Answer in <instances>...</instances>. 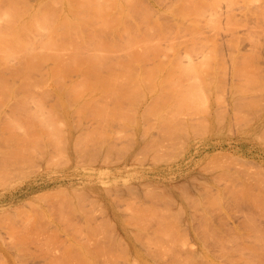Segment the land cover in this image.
<instances>
[{
    "label": "rangeland",
    "instance_id": "rangeland-1",
    "mask_svg": "<svg viewBox=\"0 0 264 264\" xmlns=\"http://www.w3.org/2000/svg\"><path fill=\"white\" fill-rule=\"evenodd\" d=\"M91 1H93V2H90L91 4H93V10H92L93 12L91 11L90 15H91V13L93 14L91 16L92 18L94 15H96V17H94L95 21L94 22L92 21V23H91V24L94 23L93 25H95V24L96 25L92 26V27L99 29V23H101V26H100V30H101V28H103L105 26V25L104 26L102 25L103 24L102 22H104V24L108 23L107 24L108 26L106 25L108 28H109V26L113 27L112 22L110 24L108 21L109 19L105 18V16L109 17L110 15H112V16H110V18H113L115 16V13L112 11L113 7L115 9V6H113L114 3H113V5H109L112 3L107 2V0H103L104 2L109 3L107 5L112 6V7H110L111 9H108V8H106V9L109 10V12L112 11L114 13V15L113 14H107L108 12H106V14L108 16L107 15L104 16L103 13L101 16V12H100V14L98 13V11L101 7L100 8L98 7L97 12H96L97 8H96V10L94 9V3H95V7H96L97 6L96 4H98V2L96 3V0H91ZM101 1L102 0H100V4H102V6H103L104 2L101 3ZM110 1L113 2L116 0H113V1L110 0ZM117 1H118V3L119 2L122 3L123 1L125 3L126 0H123V1L117 0ZM141 1H143L142 2V4L144 3L143 5L148 6L149 7L148 9H150V10H148V12L150 13L149 14L150 20L152 19L154 21L157 18H160L159 21L166 23V25L168 27H171L173 25L171 28H168V30H167V26H166L163 30L164 32L159 33V34H156L154 31L152 32L150 30L148 32V34H152V35H149L146 37L148 39L146 41L147 43H157V41H158V43H160L161 45H166L170 42H174L173 44L178 45V47H179V48L178 47L175 48V49H177L176 51L179 54V55L177 54V56L178 57L180 56L181 58H183L184 61L189 56V53H190L189 51L191 49H193L196 45V47H198V50L196 47H195L196 49H193V50H197L198 52L192 51L191 52L192 54L191 53L190 54L193 55L194 53H197L198 55L197 54L193 55V57L195 56L194 58L192 56L189 57L193 60L197 59L195 61L196 63H198L197 61H199V59H198L199 55L201 57L205 53L208 56V57H206V59L207 58H208V60L214 59V61L212 60L213 63L211 61H208L212 64H216L217 62H220L218 59H220L221 55L223 56L222 57L223 59L225 58L224 62H226V63H224L223 59L221 58L220 60L222 62H220V63H223V65L221 66V68L218 67L219 70H217V65H216V67L214 66L216 69V70L213 69L214 71L211 70V68H214L213 65H212V67H210L211 65L210 66L208 65L210 67L209 69L211 71H213V72L210 71L212 74L211 76H209V74H207L208 75L207 77L213 78V79H210L211 82H208L209 79L207 80V78L206 79H200V80L199 79H193V80L190 79V81H188V79H187V81H186V79H183V80L179 79V81H176L173 84L170 82V81H172L170 79H167L169 81H167L166 79H165V81L163 79L157 80L158 82L156 81V79H151L150 81L154 82V83H152L153 85L156 83V85L154 86L156 88V90L154 88H152L153 86L150 87V90L154 89L156 93L153 92L154 90L153 91L151 90L152 91L151 92L149 89H148V93H147V91H144V89L142 90V88H141V90L144 92L140 91V93H139L137 91L139 94L138 96L140 97V100H139V98H137V96H135L136 101H134V102H136V104L134 102L131 104V101L133 100V96H134V92H133L134 89L130 90L131 89L130 87L137 86L133 81H131V79L126 80V81L124 80L126 83H128V81L129 82L131 81V84L128 83L129 86L127 85V88H130V89H128V91L126 90L127 88H125L126 87L125 83L124 82L122 83L125 85V87H120L121 93H119V94H121L122 96H120L118 94L117 88H118V86H122V84L119 85V83H121L123 80L120 82V80L118 81V79L117 80L113 79L115 82L118 81L117 82L118 86L114 82V84H115V86H114L115 91L114 92L113 91H107V90L102 92L103 91L102 90V91H100L101 93H99L100 89L98 90L97 88H99V86H97L96 89L98 90L99 94L97 92H96V94H93V93H95L96 89H94V91L92 92L91 89L93 87L92 88L89 87V88H84V90H82V94L84 92L86 93L84 96H82V94L80 96V93H81L80 86L78 87L80 90V91H78L79 93L76 92L78 90V88H77V90L74 91V94L72 93L73 91L70 92L69 90H64V89H63L64 91L62 90L61 87L64 88V86L67 87L68 89H70V87L72 86L71 83L75 79H73L72 82H70L71 81L70 79H65V80L63 79L61 81L62 84H59L61 86L56 84V88H57V85L59 87L57 89L55 88L56 90L53 89V87L55 86L54 82H56V81H54L52 79H47V81H46V79H45V81L47 83V84L45 83V85L47 86V89H46V86H43L42 83H41L42 87H39L36 85L29 86L30 84L28 83L29 84L28 86L31 87L28 92H24V91L20 92L19 91L15 94H10V93L0 94V156L4 155V156H1V158L2 157H8V159L11 160L10 161L7 159L8 162H10V164H7L8 165L7 166L6 161L4 162V159L6 160V158H4V159L0 158V162H1L0 163V170L2 171V172H0V174H1L0 175V259H1L0 264H79V263L80 264H136V263H138V264H178L180 262H181L180 264H183L185 262V260H186V262L184 264H188V263L189 264H200V263L201 264H204V263L205 264H211V263L212 264H264V250H263L264 249V192H263L264 191V189H263L264 188V176H263L264 175V140H263L264 139V126H263L264 125V83H263L264 78L262 77L264 75V70L261 71V72H263L262 73L263 75L259 72L260 69H264V65H262L264 63V20H263L264 19V16H263L264 12H262L264 9V7H263L264 6V0H248V2H246L247 1L246 0L245 2L248 4V6H245L247 4H245L244 0H242L243 3L241 2V0H229V1L225 0L224 2H219L220 4L218 2L213 3L212 1H214V0H212L211 2L214 5L218 4L219 6H217V8H216V5L215 6L210 5V10H209L208 4H207L210 2V0H207L208 2L205 0L207 3H204L205 2L204 0H203L204 2H202V0H193V1L190 0V2L187 0H181L182 1V2L180 1L181 3H183L185 1L184 5L181 3H179V4L177 3L176 6L180 5V4L183 6L189 5V4L192 5V6H190V5L188 6L190 8H187V6H186L185 9H188V10H185L184 15L186 16V18L190 17V15L192 17V15H193L192 19H194V16L196 15L195 17H198L197 18L198 20H196V18H195L193 21H198L199 25H198V23H195V24L198 25L199 29H201V30H196V29H198V26L194 27L195 24L191 18H187V20H186V18L183 17V19H184L183 20L182 17L180 16L181 14L177 15V16H180V18L179 17L177 18L176 15H175L176 17L175 16H173V17H175L177 19H174L172 17V15H174V14H172L170 11H168V8L171 7V4L173 2H176V1L178 2V0H165L166 2L164 0H162V1L141 0ZM220 1H222V0H220ZM226 1H228L227 2L228 4L231 3L230 1H232V3L229 4L230 6L226 3ZM186 2L188 4H186ZM196 2H198V3H196ZM211 2H210V4H211ZM214 2H216V0ZM78 4H77V1H75V0L69 2L68 4L66 2H64L63 0H0V19H1V17H4L2 15L4 11H7V12L13 13V14H17V16H24V15H26V12H28V11L39 12V10L44 8L46 5L47 6L49 5L48 7L50 10H52L54 12H60V11H68V9L74 10V9H76V6ZM174 4L175 3H173L172 6ZM205 4H206V7H208V9H205ZM242 4H245L244 5L245 7ZM165 5H169L170 7L165 6ZM200 5L204 8L200 7ZM105 6H106V3H105ZM121 6H122V4L120 5V7ZM165 7H168L167 11L169 13L165 11V9H166ZM194 7H195V9H194ZM196 7H198V8H196ZM211 7H215L214 8L215 10L212 9ZM246 7L247 8L249 7L248 9H251V10H249V11H251V13L253 11L255 12L256 10H257L256 12H259V10H260L263 13V15L261 12H260V14L255 13L257 16L254 14L247 13L248 11H246V10H248V9ZM262 7H263V9H261ZM117 8L118 7H116L115 11L118 10V13H119V9H117ZM122 8L124 9V5L122 6ZM200 8L203 10H206V11L208 10L209 12L213 11L212 13L215 16H212L211 18L214 17V18H216L217 21L219 20L220 22L218 21V23H217V21L214 18H213L214 21L210 18L212 22L211 21L209 22L208 21L209 19H207V18H209L212 15V13L210 12L211 15L209 16V14H207V13H209L208 11L207 12L205 11L206 13H203V10H201ZM229 8H231L232 11H229L228 13L231 12L232 15H230V16H232V17H230L227 14V11L230 10ZM103 9H105V8H103ZM162 9L167 14L164 13L162 11ZM193 9L195 11L197 10L198 13H197V11L195 13V11H193ZM216 9H218V10H216ZM94 10H95V12H94ZM100 11H101V9H100ZM187 11H189V12L193 11L194 13L190 14L191 12L189 13ZM217 11L219 14L214 13V12L217 13ZM95 13H98L99 17L100 16L103 17L108 22L105 23V21L101 20V17H100V21H102V22H100L99 19L97 18L98 14H95ZM104 13H105V11H104ZM186 13H188V14H186ZM116 14H117V12H116ZM203 14H205V15H203ZM118 15L120 16V14H117L116 16H118ZM151 15L154 17V19L151 18L152 17ZM182 15H183V13H182ZM201 15L207 17L206 18L207 20L205 19L204 23H203L202 19H204L205 17H203ZM227 15L231 18V20H234L233 23H235V25L231 24L232 26L234 25L233 27L229 24L231 21L229 23H227V24H229L228 27H230V28L226 27L227 26L226 21H228ZM200 16H201V18H200ZM217 17H219V18L217 19ZM94 18L92 20H94ZM117 18L118 17L113 19V23L115 21L114 26L117 24L116 20L119 19V18L118 19ZM230 18H229V20H230ZM97 19H98V21H97ZM129 19L130 18H128V21H130ZM121 20L122 19H119V21H121ZM110 21H112V19H110ZM205 21L206 22L208 21L209 23L207 24V23H205ZM136 22L138 25H140L139 28H142V26H144V25L146 26V23H144V22H147V19H146V21L144 19H142V21L137 20ZM168 22H170V23H168ZM191 22H193V23H191ZM213 22H214V24H212ZM121 23H123V25H125L124 21H121ZM215 23H217L218 25L220 24V26L216 25L217 26L216 28H218V29H220V27H221L220 30H218V29L216 30V28L214 29L212 26H211V29H208L209 26L207 27V25H211V24L215 25ZM118 24H120V23H118ZM168 24H170V25L172 24V25L170 26ZM120 26H121V24H120ZM120 26H117V27L115 26L118 30L115 27L113 28V29H115L114 31H116V30L118 31V32L116 31L115 34L113 32L114 35L109 33V32H111L110 28H112V27H110L109 29H107V27H106L105 28L106 31L103 28V32L104 33L106 32L105 33L106 37L104 36L103 32H101L102 30L100 31L97 29L98 31H100V32H98L94 28V30L97 32L96 33L94 31L97 34L96 35L94 33V35H95L94 37L98 38V39H93L90 42L91 44H87V48H89L93 44L92 46L93 47L96 46L99 49V52H101V54H105L103 52H106V54H107L106 49L108 51L112 52L115 49V46H118L113 51L114 52L113 56L111 55L112 53L110 54V52H109V54L112 57H114V55L116 53H118V56L122 55L124 53L125 49L121 48L120 46L123 45V47H125L123 42H125L127 40L126 38H127L128 33H127V27L124 28V30H123V28H122L123 26L122 27H120ZM125 26H127V24ZM226 28H228V30ZM174 29H176V30L179 29L177 31L178 34L174 33V32H176ZM193 29H194L195 33L197 32L194 35H192V32L194 33ZM232 29H233V32H232ZM248 29H249V31H248ZM212 31H214L215 39L213 38L214 35H213ZM215 31H217V32H215ZM166 32L168 35L165 34ZM201 32L204 35H202ZM116 33L118 34L117 36H115ZM173 33H174V35H172ZM259 33H260V35H259ZM124 34H125V37H124ZM248 35H251V36H248ZM107 36H109L111 39L108 38ZM209 36L211 39L209 38ZM234 36H236V37H234ZM114 37H116V39ZM149 37L151 39L154 38V39H152L154 41L152 42L149 39ZM245 37H247V38H245ZM249 37H252V38H250L251 41L253 39L252 42H250V39H248ZM74 38H76V40H77V37H74ZM74 38H73V41L71 39V41H70V42H72L71 44H73V42L76 41ZM101 38L103 41H99V40H101ZM105 38L106 39L108 38V39L106 40ZM121 38H123V39L121 40ZM235 38H238L237 39L238 42L236 43V41H234V43H232L233 42L232 39L236 40ZM166 39L167 40L172 39V41L170 40L168 42ZM203 39H204V41H203ZM184 40H186V41H184ZM210 40H212L214 42L211 43ZM108 41H110V42L112 41V43H110ZM117 41L119 43L121 42L120 44L118 43L120 46L118 44H116ZM191 41H193L194 44H195V42H197V41L198 42L194 45ZM254 41H255V43H254ZM97 42H98V45H100V47H98L96 45ZM185 42H186V44H183ZM188 42H190V43H188ZM205 42H207V43H205ZM104 43H105V45H104ZM113 43L116 45L113 46L112 45ZM138 43H141V41H138ZM198 43H200V44L204 43V45L210 44L209 46H212V45H216L217 47L219 46L218 48H220V49H218L217 47H214L217 51V52H215V53H217L215 55L218 56L219 58H216L215 55H213V53L211 54V52H209L210 55H208L207 50H209V48H211V47H209L207 45V47L206 46L204 47L205 50L203 51L204 45L199 46L200 44L198 45ZM229 43H232V45L234 44V46H230L231 44H229ZM258 43H260V44H258ZM109 44L113 48H108V47H111ZM133 44H134V46H133ZM133 44H132V47L137 46L136 48H141L140 46H138L139 44H137V43H133ZM191 44L193 46H191ZM235 44H237V45H235ZM69 46H70V44H69ZM69 46H68V44H67V46L64 44V46L61 48V49H64L62 52H64V51L66 52V50L68 51L67 48H69ZM190 46L192 48H190V50L188 51L189 53L187 52L188 56L187 57H185V55L182 56L186 52L187 48H189ZM235 46H237V47H235ZM93 47H92V49H94ZM71 48H72V45H71ZM100 48H101V51H100ZM206 48H207V50H206ZM83 49L80 48L79 50L82 51ZM89 49L85 48V51L87 50V52H88ZM102 49L104 51H102ZM71 50H69L68 52H70ZM167 51H168V49H167ZM211 51L213 52L215 50L211 49ZM89 52H94V51L89 50ZM182 52H184V53H182ZM199 52H200V54H199ZM243 52H245V53L242 55ZM60 53H61V51H60ZM168 53H170V51ZM237 53H239L238 56L242 55V57H244L243 59L244 60L246 59L245 63H244V60L242 59V61H243L242 63H244L245 65H246L247 61H248V63L251 64V62H249V61L251 59H253V61L255 62L254 63L252 61L253 66L254 67L256 66L255 68L257 70L259 69L258 71H256L258 75H256V73L253 72V70H251L252 64H251V66H249L250 64L248 66H246V70L247 71L251 70L249 72L254 73V75H256L257 77H259V75H260L259 81L257 80L258 78H256L254 76L255 80H257L258 82L255 80H251V79L249 80L248 78H247L248 79L247 80L244 76H243L244 78H241L242 75H240L241 79L240 78L237 79L238 74H244V71L242 73L239 72L241 70L242 64H241V66L238 65L239 63H241V60L240 61H237V60L241 59V56L238 58ZM249 53L250 54L252 53V54L250 55ZM227 54H228V56H227ZM231 54H233V57L236 55L234 58H236V57L238 58V59H235L236 62L233 61L234 63H237V64H234V66L235 65L237 67L240 66V70L237 69L238 71L236 70V66L233 67L234 68L233 70L231 69V65H233V62L229 61V60H233V58L231 57ZM248 55H250V56H248ZM115 56H117V55H115ZM212 56H214L215 58H213ZM252 56H254V58ZM165 57L166 56H164V58ZM196 57H198V58H196ZM209 57H211L212 59H209ZM204 58L202 57V59L206 61V59H204ZM12 59L13 58H10L9 61H12ZM202 59H200V62L202 61ZM215 59H217L216 60L217 62H215ZM48 62H47V64L50 63V62L49 63ZM200 62H199V64H200ZM220 63H218V64H220ZM45 64H44V66H45ZM204 64L205 65H203L201 62L200 67H205L207 69L208 68L207 64L205 62H204ZM224 64H225V66H224ZM245 65H244V67H245ZM257 67H259V68H257ZM223 68H225V69H223ZM209 69H207V71H208L207 73H210ZM220 69H223L221 71H224L225 73L222 72V75H221ZM244 70H245V68H244ZM218 71H219V74L217 73ZM234 71L239 72V73L237 75L231 74V72L234 73ZM214 72H216L219 76L221 75L220 80H219V76H217L216 73H215L216 74L215 75ZM246 74H250V73H245V76H246ZM36 75H37V72H36ZM232 75H233V78L231 77ZM235 75L237 78L235 77ZM250 75H252V74H250ZM72 76H75V75L72 74L71 77ZM214 77L217 80H215ZM222 77L224 80L222 79ZM34 80L35 79L31 80V82ZM37 80H39V79H36V81ZM43 80H41V82ZM145 80L148 81L149 79H145ZM145 80H142V81L144 82ZM162 80L164 82L163 85H162ZM36 81H34V83L33 82L32 83L30 82V83L31 84L36 83L38 85H41L39 83L40 80L38 82H36ZM134 81L136 82L135 79H134ZM139 81H138V83H139ZM166 81L169 83L167 84ZM184 81H186V82H184ZM238 81H240V83ZM165 82H166V84H165ZM20 83L21 82L18 79H9V84L15 85L16 87L20 86L21 85ZM83 83L84 82H82V84ZM145 83L146 84H142V85H144V88H148V86L146 87V85H147L146 81H145ZM183 83H185V84H183ZM217 83L218 84L221 83V84L218 85ZM53 84H54V86H53ZM148 84H150V83H148ZM73 85H75V84H73ZM160 85H161V87H160ZM194 85H196V86H194ZM48 86H50V87H48ZM138 86H140V85L138 84ZM82 87H84V86L82 85ZM85 87H86V85H85ZM159 87H160V90H165V91L167 90L166 93L163 91H160V90H159L160 93H158L157 91H158ZM197 87L199 90H197ZM208 87H209V89H207ZM32 88H34V89H32ZM71 88H73V87H71ZM75 88H76V86H75ZM190 88L192 90H194L193 95L191 93L192 90ZM204 88L207 90L208 93L206 92V90H204ZM51 89H52V94H51V91L49 94L48 90H51ZM135 89L139 90V88H137V87H135ZM172 89H173V91H172ZM174 89H176L177 92ZM57 90H60V91H58V93H57ZM237 90H239V91H237ZM122 91H123V93H122ZM124 91H126L128 93H130L131 91L133 92V95H131V94L129 95L132 100L129 99L128 93H126V92H125L126 96L125 95L123 96ZM134 91L136 92V90H134ZM183 91L188 93V94L187 95H185L186 93L183 94ZM195 91H196V93H195ZM201 91L203 92L204 96L201 95L202 93L199 94ZM254 91H255V93H254ZM107 92L109 94L106 95ZM161 92L164 95L167 94V96H164ZM170 92H171V94H170ZM173 92H175V94ZM62 93H64V95L66 96V99L63 98L64 95ZM68 93H70V94H68ZM113 93H115L116 96H112V95H114ZM141 93L144 94V96L142 94L143 98L140 96ZM172 93L174 95H172ZM181 93H182L183 97L185 95V96H189V98H187V100L181 99L183 101L184 100H186V101L180 102V103H182L184 105L187 104L188 106L187 105L184 106V105L180 104V106H182V108H180V110H179V108H178L179 106L177 107L178 109L174 108L173 106L176 105L175 103L178 101L177 100L178 97L176 98V96H178V94L180 96ZM189 93H191V94H189ZM154 94H155L157 100L155 99ZM159 94H161V95H159ZM169 94H170V96H169ZM197 94H199V96H197ZM213 94H215V95H213ZM71 95L72 96L74 95L73 96L74 98L77 97L79 99L74 100L71 97ZM108 95L111 96L110 97L111 99L114 97L113 98L114 100L112 99V101H110V98ZM117 95L119 96V98ZM157 95H159L160 98L164 97V99L167 97V99L165 101L171 100V98L173 97V99H172L173 101L172 100L171 101L173 102L174 105L172 106L171 101H170L171 103L168 102V104L171 105V106L168 105V107L170 106L171 108H168V107L166 108L167 103L165 104V101H163V107H165L166 110L172 109V107L175 109V112H172L171 110H169L170 111V113H169V111H166L174 117L175 123H173L174 121L170 118L171 116L168 113L164 112V113H166V115L167 114L169 115V117H168V115L166 117H168L170 120L173 121V122L170 121L173 125L175 124L178 126L180 123L178 124L177 121H179V120L182 121V119H183V122L179 121V122H181V125L184 126L187 123V125H185L186 130H185V127H182V126H181V130H180V125H179L178 127H175L176 128L175 129L176 132H174L175 134L173 133L174 129H173V131H171L173 133L172 138L167 137V138H169L168 139L169 143H168V141L166 142L167 138L165 136H163L165 134H168V132H165V134H164V131L163 132H162V130H161V132L158 131L159 133L163 134V135H161L156 130V129L160 130L161 128L166 129L167 126L169 125V123H166L168 125L167 126L165 125V127H164V125H162V123L164 121L160 122L161 123V126H159V128L161 127L160 129L158 128V126H155V124H153L155 127H157V128H155V127L153 128L152 122H151V118L153 117L151 115L152 112L150 114L151 116L148 115L150 119L148 118V116L145 115L144 112L143 113L141 112V110L145 111V112L149 111V110L151 111V109L148 106L151 104L153 106V104H154L153 107H155V103H157V105H159V108L161 109L162 101H160V102L158 101V100H160V98H158ZM190 95L193 97H190ZM153 96H154V98H152ZM81 97L86 98L87 100L86 101L84 99L81 100L82 99ZM87 97H89V98H87ZM120 97L124 98V99L122 98L124 100V101L123 100L122 101L126 106L123 103H121L122 101H120V99H121ZM174 97L176 99H174ZM197 97H199L202 100L197 99V101H196V99H194V98H197ZM201 97H203V98H201ZM237 97L241 102L237 99ZM117 98L119 100H115ZM190 98H193L194 100L193 99L191 100ZM153 99H154V101H153ZM65 100H68V101H65ZM126 100H127V102H126ZM137 100L139 102V105L137 104L138 103ZM174 100H176V102H174ZM78 101H80L79 105H81L83 108H81L80 106H77V103H76L77 107L75 105H73V107L71 105L72 108L69 106V104H72V103L75 104V102H78ZM106 101H108L109 104ZM118 101L121 104H119ZM156 101H158V102H156ZM187 101H188V103H187ZM190 101L191 102L194 101L193 104L195 105V107H194V105L192 106V103ZM242 101H243V103H242ZM82 102L84 103V105L87 103V110H86V106L84 107ZM114 102H116L121 107L123 106V108L125 110H127V112L133 113L132 111H134L135 112V117L133 118L134 120L132 118H130L132 120L129 119V121H128L127 117H129L130 115L132 116V114L125 112V110L123 109L124 110L123 112H125V114H124L121 111L122 108L120 106L118 107V105ZM158 103H160V104H158ZM115 104L117 105L118 111L115 109L116 106L114 107L115 111H114L113 107H111V105L114 106ZM127 104H129V105H127ZM145 104L148 106L146 107ZM164 104H165V106H164ZM133 105H135V106L138 105V106L135 107ZM178 105H179V103H178ZM74 106H75V109L78 108L77 111L75 109H73ZM183 106H184L185 110H182V109H184ZM196 106H197V108H196ZM99 107H101V108H99ZM153 107H152V109H153ZM69 108L74 112L76 111L77 113L72 112ZM119 108H121V109L119 110ZM129 108H130V110H129ZM132 108H133V110H131ZM142 108H144V109H142ZM147 108L149 110H147ZM190 108H191V110H190ZM212 108L215 110H213ZM79 109H81V110H79ZM89 109H90V111H88ZM154 109H156V108H154ZM165 109H163V110L165 111ZM85 110H86V112L84 113ZM93 110H94V112H93ZM96 110L104 116V118L106 119L105 120L106 122H107V120H109V122H107L109 124L106 123L107 126H105L106 124L103 121L105 124L104 125L105 128L106 127L108 128L111 126L108 129L106 128L107 130L106 129L104 130V128L101 129L100 132H99V130H97V129H100L99 126L102 123L101 120H104V119H103V116L100 115L99 113H97ZM120 111L123 113L124 116L127 113V116L126 117L122 116V113ZM160 111H162V109ZM181 111H183V112H181ZM186 111H188V112H186ZM189 111L191 112L190 114H189ZM69 112H70V114H68ZM118 112H120L121 118L122 117H124V119L127 118L126 120L128 121L129 127L125 123L127 121L122 119L124 122H121L122 120L121 119L119 120L120 115H118L119 114ZM185 112H186V114H184ZM224 112H225V114H224ZM139 113L140 114L142 113V118H143V114H144V116H145L144 119H142L140 117ZM156 113L164 114L163 112H159V109L156 110ZM175 113H177L179 116L182 114L187 115L188 119L190 116H193V119L194 118L195 119L193 120L191 117V119H189L190 123H189V121L185 123L184 121L188 120V119L186 120L187 116L183 117V115H182V116H180V119H179V116L176 115ZM252 113H254V114H252ZM76 114H78V115H76ZM128 114H130V115H128ZM160 114H159V116L157 115L158 118L160 117ZM175 115H176V117H175ZM136 116H138V117H136ZM161 116H162L161 118H163V117L166 118L165 115L164 116L161 115ZM94 117H96V118H94ZM146 118H148L149 121H147ZM221 118H223V119H221ZM74 119H75V121H74ZM110 119H114V120L116 119V121L112 123L113 120L110 122ZM135 119H137L138 121ZM153 119H155V115H154ZM139 120L143 121V123H141V121H139ZM166 120H168V119H166ZM215 120H217V123L214 122ZM131 121H134V122L136 121L135 122L136 125L135 124L134 125L137 126V128L133 124H132V126H130L129 123H131ZM145 121L148 122V124H150V122H151V124H150L151 130L149 129L150 125L145 126L147 124V123H144ZM152 121H154V120H152ZM218 121H220V122L223 121V122L221 124H218V123H220ZM79 122H80V124H79ZM119 122H121L123 124H121ZM156 122L159 123L158 121H155V123ZM196 122H199V123H196ZM116 123L119 125H117ZM139 123L144 124L145 127L143 126L144 128L143 127L141 128ZM183 123H185V124H183ZM188 125H191V126L189 127ZM102 126H101V128H102ZM125 126H126V128H125ZM122 127H124V128H122ZM188 127L190 128V131H189ZM192 127H193V130L191 129ZM87 128H88L89 132L87 131ZM127 128H130V129H127ZM168 128H169V126H168ZM109 129L112 130L113 133H114V131L115 132L117 131L114 134L115 138ZM134 129H135V131H134ZM141 129H142V131H140ZM171 129H172V127L170 128V130ZM198 129H200L201 131H204V129H205V131L200 132V130H198ZM102 130L105 133H107L106 135H104V137H103V135H101V134H103ZM129 130L131 132H129ZM109 131H110V133H109L110 135H108ZM146 131H149V132L142 134L143 132H146ZM167 131H169V129ZM178 131H180V132H178ZM185 131H186V133L183 134V132H185ZM259 131H261L260 134L256 135L259 133ZM187 132L189 135H187V139H186ZM191 132H195L196 134L193 133V136H192ZM198 132H200V133H198ZM97 133H101V134H97ZM131 133L133 134V136H131L132 135ZM181 133L183 135H181ZM202 133H204V134H202ZM92 134H94V136H95V140H94L95 142L92 140V139H94V137H92L93 136ZM127 134H129L130 136H128ZM146 134H149V136L151 135V137H150L151 139H149L148 135L146 136ZM169 134L171 135V133H169ZM200 134H201V136H200ZM144 135L146 138L144 137ZM177 135H179V138L177 137ZM106 136H107V139H105ZM135 136H136V139L134 138ZM102 137H103V139H105L104 141H101V142L97 141L98 138L100 140H102L101 139ZM127 137H129V138H127ZM90 138H91V141H90ZM86 139L89 140L90 142L89 141L87 142ZM120 139H121V142H120ZM155 139H158L160 142L157 140L158 142L156 143ZM172 139H173V141H171ZM177 139H179L180 142ZM135 140H136V143H134ZM144 140L145 141L152 140V142L149 143V142H145ZM74 141L76 143H74ZM111 141H112V143H111ZM140 141H142V142L140 143ZM162 141L165 143H163ZM176 141H178L177 142L178 145L176 144ZM77 142H79L78 144H80L82 150L80 149L79 146H77ZM98 142H100V143H98ZM102 142L104 143L103 144L104 146L103 145H101L102 147L98 146V145L102 144ZM124 142H126V143H124ZM130 142H132L134 144L132 145ZM181 142H182V145H179V144H181ZM72 143H74V145ZM81 143H83V144H81ZM114 143H116V145ZM154 143L159 144V145L158 146L156 144L153 145ZM95 144H97V145H95ZM140 144L141 145L143 144L142 149H141V146H138ZM144 144H146V145H144ZM168 144L171 148L168 146ZM171 144H172V146H171ZM160 145L162 147H160ZM163 145H167L168 148L167 147L165 148ZM63 146H65V148H63ZM144 146L148 147V148H144ZM154 146H155V149H154ZM73 147H74V149L75 148L76 149L73 150ZM90 147H91V149H90ZM98 147H100L101 150ZM120 147H121V150H120ZM77 148L79 149L78 150L79 152L81 151L80 154L77 151ZM93 148L96 150H93ZM138 148H140V149H138ZM113 150H115V151L113 152ZM122 151H124V152H122ZM84 152H85V154H83ZM86 153L89 157L86 155ZM115 153H117V154H115ZM134 153H136V155H133ZM81 154H82V156H81ZM152 154H154V155H152ZM157 154H158V156L160 155L161 157L160 156L158 157ZM78 155H79V157H78ZM84 155L86 156V158H84V160H83L82 158L85 157ZM96 156H98V157L96 158ZM132 156H134V157H132ZM222 156H223V158H222ZM88 158H90V159H88ZM163 158H164V160H163ZM205 160H207V161H205ZM205 163L207 164V166L209 168L206 167ZM11 164L12 165L14 164L13 165L14 167L11 166ZM24 164H26V165H24ZM28 164H31V165L28 166ZM22 165H23V167H25V166L26 167L23 168V167H21ZM214 165H215V167H214ZM2 166L5 167L6 169L4 168L5 170H2L3 169V168H1ZM12 167H13V169H12ZM15 167H16V169H15ZM7 168L9 169L8 172H7V170H8ZM206 168H207V170H206ZM10 169H12L11 170L12 172L10 171ZM261 171H262V173H261ZM24 172H25V174H24ZM258 172H260V173H258ZM4 174L5 175L8 174V176L7 175L5 176ZM12 174H14L15 176ZM5 178L7 180H5ZM3 181H4V183H3ZM204 183H205V185H204ZM143 184H145V186ZM201 184H202L203 188L201 187ZM128 185L131 187H129ZM179 185H180V188L182 189V191L180 188H178ZM194 187H196V188H194ZM125 188H126V190H125ZM128 188L129 189L131 188V190H128ZM176 188L178 189V191ZM59 189H60V191H59ZM104 189L106 191L108 190L107 192L109 195L106 194L107 192ZM82 190H84V191H82ZM144 190L147 192V195H145L146 193L143 194ZM154 191H156V192H154ZM127 192L130 194H128ZM158 193L160 194L159 196H158ZM180 193H185V195L180 194ZM231 193H233V194H231ZM134 194H136V195H134ZM260 194H261V196H259ZM77 195H78V197H77ZM82 196H84V197L82 198ZM124 196L127 197L126 198L127 200L125 199ZM141 196H142V198H141ZM210 196H211V199H210ZM152 197H154L155 199ZM156 197L158 200L156 199ZM160 197L162 199H160ZM188 197H189V199H188ZM128 198L131 200L130 202H129ZM112 199H113V201H112ZM139 199L144 201V203L142 201H140ZM195 199H198V201ZM91 201H93V203ZM135 201H137V202H135ZM206 201H208V202H206ZM209 201L211 202V204L209 203ZM212 201L214 202V204H212L213 203ZM134 203H136L137 205L135 206ZM178 203H180L181 205ZM65 204H66V206H65ZM127 204L128 205L130 204L129 205L130 208L126 206ZM140 204H142V205H140ZM61 205H63V206H61ZM70 206H71V208H70ZM218 206L220 207V209ZM135 207H136V209H135ZM128 208L130 211L127 210ZM125 209L128 211L129 215H131V218L134 217L132 219H130V218L128 219L130 221L129 222L130 224L134 223V221H132L133 219L135 220V218L137 219V217H138V219L140 218L139 220L137 219L138 221H136V222H138L139 228L141 225L140 230L137 229V232L141 231V233L138 232L139 233L138 234L136 232L139 236H137L136 233L135 234H136L137 238L140 237L142 240L138 239V240H140V242H139V241H136V239H137L136 238L134 240V241H136L135 242L136 244L133 241V239L135 238L134 232H132L133 234L131 235L130 230H132V228H131L130 224L128 223L130 227L127 226L126 224H124L125 221L127 222L126 216L130 217L127 214ZM181 209H182V212H181ZM132 210H134V211L131 212ZM136 210L139 211L140 213L138 212V214H137ZM121 212H122V214H121ZM134 212H136V213H134ZM114 213H116L117 217H119L118 220H116V218L113 216ZM131 213H133V214H131ZM162 213H164V214H162ZM124 214H125V218H124ZM121 215H123V216H121ZM137 215H139V216L141 215V216L139 217ZM150 215H152V216H150ZM147 216H149V217H147ZM157 216H159V217H157ZM170 216H171V218L173 217V220H171ZM202 216L205 220L202 218ZM122 217H123V219H122ZM156 217H157V219H156ZM124 219H126V220H124ZM106 220H108V221H106ZM141 221H143L146 224L142 225L144 223ZM139 222L141 224H139ZM136 224L137 223H135V225ZM167 224L170 226H168ZM82 225H84V226H82ZM103 225H104V227H103ZM135 225H132L133 231L136 230V227L138 228V225H136V226ZM161 226L166 227V228H162ZM167 226H168V228H170L169 230H167L168 229ZM121 227L123 229H125V231L129 234V237H130L129 240L127 238H125L124 235L122 234ZM129 228H131V229H129ZM164 229L167 230V232ZM107 231H108V233H107ZM158 231H159V233H158ZM153 233H154V235L152 236ZM155 234H157V235H155ZM159 234H160V236H158ZM146 235L148 238H146ZM164 235H166V236L169 235L168 236L169 238L164 236ZM106 236L108 237V239ZM99 237H100V239H98ZM103 237H106L107 240ZM154 237L155 238L161 237V239L160 238L159 239L162 241V245H160L161 244V242H160V244L159 243L157 244L156 248H153L154 246L150 247V245L152 243H153V245H156L154 243L158 242V241L157 242L153 241ZM215 237H217V239ZM145 238L148 239V241H146ZM149 238H151V239L149 240ZM162 238L165 240L166 239L167 240L172 239L173 241L171 240V241H169L170 243L168 242L171 246H169V244L167 243V240L165 242V241H163ZM143 239H144V241H143ZM174 239L177 240L179 243L175 242ZM18 240H19V242H18ZM119 240H121L122 243H120L121 241L119 242ZM181 240H183V241L181 242ZM114 241H115V243H114ZM149 241L150 242L153 241V242L150 244ZM147 242H149V245H146L147 246L146 247L144 243L148 244ZM172 243H174V244H172ZM98 244H100V245H98ZM129 244L130 245L134 244V245H131L130 247L134 246L135 248H137L139 250H144V247H145L146 249L147 248L156 249V251L158 250L157 249L158 245L160 247V246H163L164 244H166L170 248L173 247L171 249H175V250H173L174 252H172L171 249H169V247H167L165 245L171 251V254H170V251H169V253L164 254V252H168L167 251L168 249L166 251L162 252L164 254V256H162V254H159L160 253V251H159L158 252L159 255L158 254H157L158 256L156 255L158 258L156 259L154 257L150 258V255L152 256L153 254L155 255L157 253L154 250H153L154 253L151 252L152 253L151 254V253H149L150 252L149 250L152 251V249H147L149 255L147 253L144 256H139V255H135L133 253V251H131L130 247H128ZM139 244L144 245V247L141 246V248L143 247L141 249ZM103 245H104V247H103ZM124 246L126 248L128 247V249H130V251L126 250V248ZM189 248L192 249V252L190 251ZM119 250H121V252ZM125 250H126V252H124ZM186 250H189L188 251L189 255L190 254L193 255L194 253H196V255L200 258H198L196 255L195 256L191 255L192 257H196V258H194V259L190 258L191 256L189 257L188 254L187 255L185 254V253H187ZM127 251L130 253H128ZM175 251L177 252V254ZM120 253H123V254H120ZM179 253H180V255L185 254L184 256L181 255L184 257L181 260H180L181 256L179 255ZM78 254H80V255H78ZM116 255H118L117 257L119 260L114 258ZM160 255L162 257H159ZM168 255H170V256H168ZM119 256H121L120 258L121 259L123 258V259L121 260L119 258ZM85 257H87L89 260ZM185 257H186V259H185ZM188 258H190V259H188ZM176 260H177V262H176ZM179 260H180V262H179ZM125 261H128V262H125Z\"/></svg>",
    "mask_w": 264,
    "mask_h": 264
},
{
    "label": "bare ground",
    "instance_id": "bare-ground-1",
    "mask_svg": "<svg viewBox=\"0 0 264 264\" xmlns=\"http://www.w3.org/2000/svg\"><path fill=\"white\" fill-rule=\"evenodd\" d=\"M64 2H66L67 4L69 3V2H71V1H73V0H63ZM75 1H77V6H76V9H74V10H72V9H68V11H60V12H54V11H52V10H50L49 9V5L47 6H45L44 8H42L41 10H39V12H35V11H28V12H26V15H24V16H17V14H13V13H9V12H7V11H4L3 12V16L4 17H1V19H0V94H5V93H10V94H15V93H17V92H28L29 91V89L31 88V87H29V86H34V85H36V86H39V87H42V84H43V86H46L45 85V83H46V81H47V79H52V80H54V81H56V82H54V84H55V86H54V84H53V89H55L56 88V84H62V80L64 79H70L69 81L70 82H72V80L73 79H75V80H73V82L71 83L72 84V86L71 87H73V88H71L70 87V89H68L67 87H65L64 86V88L63 87H61L62 88V90L64 89V90H69L70 92L71 91H73L72 93L74 94V91L75 90H77V88L80 86V88H81V93H80V96H81V94H82V90H84V88H89V87H93L92 89H91V91L93 92L94 91V89H96L97 88V86H99V88H97L98 90H99V93H101L100 91H102V92H104L105 90H107V91H115V84H114V80L113 79H115V80H117L118 79V81L120 80V82L121 83H119V85H121L123 82L125 83V85H126V87H125V85L124 84H122V86H118L117 85V82H115L116 83V85L118 86V88H117V92H118V94L119 93H121L120 92V87H125V88H127V85L129 86V84H131V81H133L137 86H135L134 84V86L135 87H137V88H139V90L138 89H135V87H130V88H127L126 90L128 91V89H130V90H132V89H134V90H136V92L133 90V92H134V96H133V100L130 98V94L131 95H133V92L131 91H129L130 93H128V92H126V91H124V94H123V96L125 95L126 96V94H125V92L126 93H128V97H129V99H131L132 101H131V104L134 102V101H136V98H135V96H137V98H139V100H140V97L138 96L139 94H138V92L140 93V91L141 92H144V91H147V93H148V89L150 90V87H152V88H154L155 90H156V88L154 87L155 85H156V83L153 85L152 83H154L153 81L151 82L150 80L151 79H156V81L157 80H161V79H163L164 81H165V79L167 80V79H170V80H172V81H170L171 83H173L174 84V82H176V81H179V79H186V81H187V79H188V81H190V79L191 80H193V79H206L207 78V80L209 79V81L208 82H211L210 81V79H213V78H211V77H207L208 75L207 74H209V76H211L212 74H211V72H213L214 70H216L215 69V67H216V65H217V70H219L218 69V67H220L221 68V66L223 65V63H220V62H222L220 59L223 57L222 55L220 56V59H218L220 62H217L216 60L217 59H215V62H217L216 64H212L213 62H212V60L214 61V59H212L211 57H209V59H212V60H208V58L206 59V57H208L207 55H206V53L203 55V56H201L200 57V55H199V58L198 57H196V58H198L199 59V61H197L198 63H196L195 61L197 60H193V59H191V58H189V57H193V55H195V54H197V53H194L193 55H191L192 53V51H196V52H198L197 50H198V47H196V43L198 42H195V44L193 43V41H191L194 45H195V47L197 48V50H193V49H196L195 47L193 48V49H191L190 50V48H192L191 46H193L192 44H191V46L189 47V48H187V50H186V54L184 53V52H182V53H184L182 56H184L185 55V57H187L188 56V53H189V56L187 57V59L184 61V59L183 58H181L180 56L178 57L177 56V49H175L176 47H178V45H174L173 43L174 42H170V43H168L170 40L172 41V39H166L168 42V44H166V45H161L160 43H158V41H157V43H147L146 41L148 40L146 37L147 36H149V35H152V34H148V32L151 30L152 32L154 31L156 34H159V33H162V32H164L163 30H164V28L167 26L166 25V23H164V22H162V21H159V19L160 18H157L156 20H150V13L148 12V10H150V9H148L149 7L148 6H145V5H143L142 4V2L143 1H141V0H126L125 1V3H124V1L122 2V3H118V1L116 0V1H113V2H111L110 0H107V2H109V3H112V4H109V3H107V2H104L103 0L101 1V3H103L104 2V5L102 6V4H100V0L98 1V0H96V3L98 2V4H96L97 6L95 7V3H94V9L96 10V8H97V10H96V12L98 11V7L101 9V11H100V9H99V11H98V13L100 14V12H101V16H102V13L104 14V16L105 15H107V14H113L114 15V13H115V16L113 17V18H110V16H112V15H110L109 17H106L105 16V18H108L109 20V23L111 24V22H112V24H113V27L112 26H109V28L110 27H112V28H110V30H111V32H109V33H111V34H113V32H114V34H115V32L118 30L116 27L117 26H120V24H121V26L120 27H122L123 28V30H124V28H126L127 27V33H128V35H127V40L125 41V42H123L124 43V46L125 47H123V45H119L120 43L117 41V43L116 44H118L121 48H124L125 50H124V53L122 54V55H120V56H118V53H116L115 55H117V56H115L114 55V57H112L113 56V54H114V50L118 47V46H115V49L111 52V51H108L107 49H106V51H107V54H106V52H103V53H105V54H101V52H99V49L96 47V46H92L94 49H92V47L89 49V48H87V44H91L90 42L93 40V39H98V38H95L94 36V33L96 32L95 30H97L95 27V30H94V28L92 27V26H95V25H93V24H91L92 23V21L94 22L95 21V18L94 17H96V15H94L93 16V18H94V20H92L93 18L91 17L93 14L91 13V15H90V12L93 10V4H91L90 2H93V1H91V0H75ZM120 1V0H119ZM158 1H162V0H158ZM165 1V0H164ZM181 0H178V2L176 1V2H173V3H175L173 6H172V4H171V7L169 6V5H165V6H169L170 8H168V7H165L164 9H165V11L166 12H168V11H170L172 14H174V15H172V17L173 16H177L178 14H181L180 16L182 17V19H183V17L184 18H186V16L184 15V13H185V10H188V9H185L186 8V6H187V8H190V7H188L189 5H185V6H183L184 5V2L183 3H181L180 2ZM187 1H189L190 2V0H187ZM193 1V0H192ZM205 1V0H204ZM203 0H202V2H204ZM207 1V0H206ZM204 2V3H207V2ZM212 0H210V2H211ZM215 1V0H214ZM214 1H212L213 3H219V2H224L225 0H222V1H220V0H216V2H214ZM229 1V0H228ZM228 1H226V3L228 2ZM246 0H244V2H245ZM166 2V1H165ZM201 2V1H200ZM201 2V3H202ZM210 2L209 3H207L208 4V7H209V10H210V5L212 6H215L216 5V8H217V6H219L218 4H213L212 2H211V4H210ZM231 3H232V1H230ZM241 2L243 3V1L241 0ZM240 2V3H241ZM246 2H248V0L246 1ZM245 2V4H247ZM105 3H106V6H105ZM113 3H114V5H113ZM179 4V3H181V4H183V5H177L176 6V4ZM196 3H198V2H196ZM203 3V4H204ZM231 3H229V4H231ZM44 4V3H43ZM107 4H109V5H113V6H115V9H116V7H118L117 9H119V13H118V10L117 11H115V9H114V7H113V12L112 11H110L109 12V10H107L106 8H108V9H111L110 7H112V6H109V5H107ZM122 4V6L124 5V9L122 8V6L120 7V5ZM163 4V3H162ZM186 4H188L187 2H186ZM220 4V3H219ZM228 4V3H227ZM228 4V5H229ZM245 4H242L243 6L245 5ZM149 5V4H148ZM195 5V4H194ZM233 5V4H232ZM109 6V7H108ZM163 6V5H162ZM190 6H192V5H190ZM197 6V5H196ZM230 6V5H229ZM245 6H248V4L247 5H245ZM244 6V7H245ZM152 7V6H151ZM199 7V6H198ZM198 7H196V8H198ZM200 7H202L201 5H200ZM208 7H206V4H205V9H208ZM227 7V6H226ZM264 7V6H263ZM263 7L261 8V9H263ZM103 8H105V9H103ZM160 8V7H159ZM162 8V7H161ZM167 8H168V11H167ZM193 8V7H192ZM191 8V9H192ZM202 8H204V7H202ZM212 9H214L215 7H211ZM247 8V7H246ZM249 8V7H248ZM247 8V9H248ZM194 9H195V7H194ZM193 9V11H195ZM201 9V8H200ZM199 9V10H200ZM211 9V10H212ZM219 9V8H218ZM218 9H216V10H218ZM230 10H228L227 11V14L230 16V15H232L231 14V12L230 13H228L229 11H232L231 10V8H229ZM245 9V8H244ZM260 9V8H259ZM95 10H94V12H95ZM190 10V9H189ZM201 10H203V9H201ZM215 10V9H214ZM246 10V9H245ZM249 10H251V9H248V10H246V11H248L247 13H250V14H254V15H256L255 13H258V14H260V10H259V12H252L251 13V11H249ZM104 11H105V13H104ZM162 11L164 12V13H166L163 9H162ZM193 11H187V12H189L190 14H192V13H194ZM197 11V10H196ZM196 11H195V13H196ZM206 10H203V13H206L205 12ZM93 12V11H92ZM106 12H108L107 14H106ZM112 12V13H111ZM116 12H117V14H120V16L118 15V16H116L117 14H116ZM209 12V11H208ZM211 12V11H210ZM207 13V14H209V16L211 15V13L213 12H211V13ZM262 12H264V9H263V11ZM261 12V13H262ZM2 13V12H1ZM98 13H95V14H98ZM169 13V12H168ZM182 13H183V15H182ZM197 13H198V11H197ZM202 13V12H201ZM200 13V14H201ZM215 14H219L218 13V11H217V13L216 12H214ZM99 14H98V16H97V18L99 19V21H100V17H99ZM122 14V15H121ZM161 14V13H160ZM167 14V13H166ZM186 14H188V13H186ZM226 14V13H225ZM203 15H205V14H203ZM203 15H201V16H203ZM222 15V14H221ZM227 15V16H228ZM236 15V14H235ZM234 15V16H235ZM262 15H263V13H262ZM108 16V15H107ZM152 16V15H151ZM169 16V15H168ZM175 16V17H176ZM180 16H177V18L179 17L180 18ZM196 16V15H195ZM194 16V19L196 18V20H198L197 18L198 17H195ZM199 16V15H198ZM201 16H200V18H201ZM208 16V17H209ZM212 16H215L213 13H212V15L209 17V18H207L206 16H203V17H205L204 19H202V21H203V23H204V20L207 18V19H209L208 21L210 22L211 21V19L213 20V18H211ZM217 16V15H216ZM227 17V19H228V21H226V24L227 23H229L230 21V25L231 24H234L235 25V23H233V21L234 20H231V18L230 17H232V16H230V17ZM257 16V15H256ZM261 16V15H260ZM264 16V15H263ZM116 17H118L119 19H122L121 21H124L125 23V25L127 24V26H125V25H123V23H121V21H119V19L118 20H116V23L118 24V23H120V24H116L115 26H114V23H115V21H114V23H113V19H115ZM121 17V18H120ZM171 17V18H172ZM175 17H173L174 19H177V18H175ZM259 17V16H258ZM262 17V16H261ZM128 18H130L129 20L130 21H128ZM151 18H153L154 19V17L152 16ZM187 18H193V15H192V17H191V15H190V17H187ZM187 18H186V20H187ZM199 18V19H200ZM211 18V19H210ZM219 17H217V19H218ZM229 18H230V20H229ZM236 18V17H235ZM98 19H97V21H98ZM110 19H112V21H110ZM142 19H144L145 21H146V19H147V22H144V23H146V26L144 25V26H142V28H139V26L140 25H138L137 24V20H141L142 21ZM194 19H192V21L194 20ZM206 19V20H207ZM215 20H216V18H214ZM246 19V18H245ZM101 20H103V21H105V23L106 22H108V21H106V19H104L103 17H101ZM150 20V21H149ZM171 20V19H170ZM184 20V19H183ZM190 20V19H189ZM201 20V19H200ZM240 20V19H239ZM264 20V19H263ZM191 21V20H190ZM206 22L205 21V23H209V22ZM214 21V20H213ZM217 21V20H216ZM219 21V20H218ZM218 21H217V23H218ZM238 21V20H237ZM100 22H102V21H100ZM136 22V23H135ZM140 22V21H139ZM194 22V24L195 23H198V21H193ZM193 22H191V23H193ZM201 22V21H200ZM212 22V21H211ZM220 22V21H219ZM263 22V21H262ZM103 24V28L105 29L108 25V23H106V24H104V22H102ZM168 23H170V22H168ZM217 23H215V25H212V24H214V22L211 24V25H207V27H208V29H211V26L215 29L217 26L216 25H218ZM242 23V22H241ZM109 24V25H110ZM143 24V23H142ZM182 24V23H181ZM202 24V23H201ZM225 24V25H226ZM229 24H227V26L226 27H228L229 26ZM107 25V26H106ZM168 25H170V24H168ZM172 25V24H171ZM170 25V26H171ZM198 25H199V23H198ZM198 25H196L195 24V26L194 27H196V26H198ZM203 25V24H202ZM233 25V26H234ZM240 25V24H239ZM238 25V26H239ZM253 25V24H252ZM98 26V25H97ZM96 26V27H97ZM100 26H101V23H99V29L98 30H100ZM125 26V27H124ZM173 26V25H172ZM171 26V27H172ZM204 26V25H203ZM218 26H220V24L218 25ZM232 26V25H231ZM232 26V27H233ZM116 28L117 30L116 31H114L115 29H113V28ZM119 27V28H120ZM171 27H168L167 26V30H168V28H171ZM177 27V26H176ZM201 27V26H200ZM250 27V26H249ZM93 28V29H92ZM103 28H101V32H103ZM108 27H107V29H109ZM186 28V27H185ZM212 28V29H213ZM228 28H230V27H228ZM228 28H226L227 30H228ZM235 28V27H234ZM245 28V27H244ZM256 28V27H255ZM259 28V27H258ZM195 29V28H194ZM194 29H193V31H194ZM203 29V28H202ZM218 28H216V30H217ZM220 29H221V27H220ZM220 29H218V30H220ZM223 29V28H222ZM97 30V31H98ZM122 30V31H123ZM176 32H174L175 34H178V30H176V29H174ZM190 30V29H189ZM196 30H201V29H199V26H198V29H196ZM95 31V32H94ZM100 31H98V32H100ZM105 31H106V29H105ZM181 31V30H180ZM179 31V32H180ZM184 31V30H183ZM192 31V30H191ZM211 31V30H210ZM222 31V30H221ZM248 31H249V29H248ZM263 31V30H262ZM118 32V31H117ZM121 32V31H120ZM119 32V33H120ZM126 32V31H125ZM182 32V31H181ZM180 32V33H181ZM185 32V31H184ZM187 32V31H186ZM203 32V31H202ZM201 32V33H202ZM213 32V35H214V39H215V34H214V31H212ZM215 32H217V31H215ZM231 32V31H230ZM232 32H233V29H232ZM97 33V32H96ZM95 33V34H96ZM106 33V32H105ZM105 33L103 32V34H104V36L106 37V35H105ZM108 33V32H107ZM122 33V32H121ZM174 33L172 34V35H174ZM197 33V32H196ZM195 33V31H194V33L192 32V35H194V34H196ZM206 33V32H205ZM211 33V32H210ZM249 33V32H248ZM256 33V32H255ZM254 33V34H255ZM99 34V33H98ZM113 34V35H114ZM126 34V33H125ZM125 34H124V37H125ZM148 34V35H147ZM165 34H167V32L165 33ZM207 34V33H206ZM209 34V33H208ZM97 35V34H96ZM112 35V36H113ZM118 34L116 33V35L115 36H117ZM168 35V34H167ZM184 35V34H183ZM182 35V36H183ZM202 35H204L203 33H202ZM239 35V34H238ZM252 35V34H251ZM251 35H248V36H251ZM259 35H260V33H259ZM110 36V35H109ZM109 36H107L108 38H110ZM212 36V35H211ZM218 36V35H217ZM253 36V35H252ZM74 37H77V40H76V38H74ZM103 37V36H102ZM194 37V36H193ZM199 37V36H198ZM229 37V36H228ZM234 37H236V36H234ZM256 37V36H255ZM73 38L76 40H74L75 42H73V44H71L72 42H70L71 41V39H72V41H73ZM107 38V39H108ZM115 39H116V37H114ZM187 38V37H186ZM209 38H210V36H209ZM245 38H247V37H245ZM250 38H252V37H249L248 39H250ZM257 38V37H256ZM259 38V37H258ZM104 39V38H103ZM106 39V38H105ZM106 39V40H107ZM111 39V38H110ZM109 39V40H110ZM119 39V38H118ZM123 38H121V40H122ZM149 39L153 42L154 40H152V39H154V38H150L149 37ZM183 39V38H182ZM211 39V38H210ZM213 39V40H214ZM236 40H233L232 39V43H234V41H236V43L238 42V38H235ZM120 40V41H121ZM242 40V39H241ZM247 40V39H246ZM256 40V39H255ZM97 41V40H96ZM99 41H103L102 40V38H101V40H99ZM98 41V42H99ZM113 41V40H112ZM112 41L110 42V41H108V42H110V43H112ZM138 41H141V43H138ZM184 41H186V40H184ZM188 41V40H187ZM202 41V40H201ZM203 41H204V39H203ZM211 41V43H213L214 41H212V40H210ZM252 41H253V39H252ZM251 41V39H250V42H252ZM263 41V40H262ZM70 42V43H69ZM98 42H97V46L98 47H100V45H98ZM105 42V41H104ZM114 42V41H113ZM116 42V41H115ZM163 42V41H162ZM161 42V43H162ZM231 42V41H230ZM68 44V46H69V44H70V46H69V48H67L68 49V51L69 50H71L72 48V50L70 51V52H68L67 50H66V52L64 53V52H62L64 49H61L63 46H64V44L67 46V44ZM94 43V42H93ZM103 43V42H102ZM133 43H137V44H139L138 46H140L141 48H136V47H132V44ZM181 43V42H180ZM188 43H190V42H188ZM205 43H207V42H205ZM216 43V42H215ZM232 43H229V44H231L230 46H234V44L232 45ZM254 43H255V41H254ZM116 44H112L113 46L114 45H116ZM126 44V45H125ZM164 44V43H163ZM183 44H186V42L185 43H183ZM200 43H198V45H199ZM228 44V43H227ZM258 44H260V43H258ZM71 45H72V48H71ZM104 45H105V43H104ZM110 45V44H109ZM174 45V46H173ZM182 45V44H181ZM204 45V43H202V44H200L199 46H203ZM208 45V44H207ZM207 45H204L203 46V51L205 50L204 49V47L206 46L207 47ZM210 45V44H209ZM208 45V46H209ZM235 45H237V44H235ZM243 45V44H242ZM103 46V45H102ZM101 46V47H102ZM111 46V45H110ZM133 46H134V44H133ZM261 46V45H260ZM168 49V51H167V49ZM184 47V46H183ZM209 47H211V48H209V50H207V48H206V50L208 51V55H210L209 54V52H211V54L213 53V55H215V54H217V53H215V52H217L216 51V49L214 48V47H217L216 45H212V46H209ZM213 47V48H212ZM219 47V46H218ZM217 47V48H218ZM235 47H237V46H235ZM247 47V46H246ZM249 47V46H248ZM252 47V46H251ZM83 49L82 51L81 50H79V49ZM85 48L86 49H89L90 51L91 50H93L94 52H89V50H88V52H87V50L85 51ZM104 48V47H103ZM108 48H113L112 46L111 47H108ZM179 48V47H178ZM185 48V47H184ZM57 49V50H56ZM211 49H213V50H215V51H211ZM218 49H220V48H218ZM217 49V50H218ZM61 51V53H60V51ZM98 50V51H97ZM190 50V51H189ZM257 50V49H256ZM59 51V52H58ZM100 51H101V48H100ZM102 51H104L103 49H102ZM170 51V53H168ZM189 51V52H188ZM206 51V52H207ZM109 52H110V54L112 55H110L109 54ZM188 52V53H187ZM229 52V51H228ZM180 53V52H179ZM220 53V52H219ZM230 53V52H229ZM245 52H243L242 53V55L244 54ZM199 54H200V52H199ZM222 54V53H221ZM238 54L239 53H237V56H238ZM250 54V53H249ZM252 54V53H251ZM250 54V55H251ZM64 55V56H63ZM162 55V56H161ZM166 56L165 58H164V56ZM179 55V54H178ZM198 55V54H197ZM220 55V54H219ZM242 55H240L241 56V59H239V60H237V61H240L241 60V63H239L238 65H240L241 66V64H242V66H241V70H240V66H236V70L238 69V70H240L239 72L240 73H242L243 71H244V74H238L239 72H236V71H234V73L233 72H231V74H238L237 76H238V78L236 77V75H235V77L237 78V79H239L240 78V75H242L241 76V78H248L249 80L251 79V80H255V77L256 78H258L257 80L259 81V78H260V75H259V77H257L256 75H258L257 74V72L256 71H258L254 66H253V64H252V61H253V59H251L249 62H251V64H252V66H251V64L250 63H248V61L246 62V65L244 64L245 63V61H246V59L244 60L243 58L244 57H242ZM250 55H248V56H250ZM227 56H228V54H227ZM236 56V55H235ZM234 56V57H235ZM240 56H238V58L240 57ZM245 56V55H244ZM255 56V55H254ZM254 56H252L253 58H254ZM15 57V58H14ZM184 57V58H185ZM195 57V56H194ZM193 57V58H194ZM202 57L204 58V59H206V61L205 60H203L202 59ZM213 58H219L218 56H216L215 55V57L214 56H212ZM231 57L233 58V60H229V61H231V62H233V61H235V59H238L237 57L236 58H234L233 57V54H231ZM230 57V58H231ZM10 58H13L12 59V61H9V59ZM164 58V59H163ZM180 58V59H179ZM231 58V59H232ZM246 58V57H245ZM249 58V57H248ZM251 58V57H250ZM183 59V60H182ZM200 59H202V64L203 65H205L204 64V62L207 64V66L209 65H211L210 67H212V65H213V67L214 68H211V70H213V71H211L209 68V66H208V68L207 69H209V72L210 73H207L208 71H207V69L205 68V67H200L201 66V62H200ZM223 59V58H222ZM225 59V58H224ZM224 59H223V62H224ZM242 59L244 60V63H242L243 61H242ZM50 62H48V61ZM248 60V59H247ZM255 60V59H254ZM263 60V59H262ZM208 61H211L212 63H210V62H208ZM47 62L49 63V64H47ZM199 62H200V64H199ZM214 62V63H215ZM236 62V61H235ZM254 62V61H253ZM47 65H46V64ZM218 63H220V64H218ZM224 63H226V62H224ZM248 63V64H247ZM255 63V62H254ZM44 64H45V66H44ZM232 64V63H231ZM234 64H237V63H234L233 62V65H231V69L233 70L234 68L233 67H235L234 66ZM250 64V65H249ZM244 65H245V67H244ZM251 66V70H253V72H255L256 73V75H254V73H252V72H249V71H251V70H249V71H247L246 70V66ZM258 65V64H257ZM262 65H264V63L262 64ZM224 66H225V64H224ZM261 66V65H260ZM253 67V68H252ZM243 68V69H242ZM244 68H245V70H244ZM250 68V67H249ZM257 68H259V67H257ZM223 69H225V68H223ZM223 69H220V72H221V75H222V72H224V71H221V70H223ZM231 70V71H232ZM237 70V71H238ZM255 70V71H254ZM262 70H264V69H260L259 70V72L262 74L263 72H261ZM36 72H37V75H36ZM236 72V73H235ZM216 72H214V74H215ZM218 74H219V71L217 72ZM216 73V74H217ZM225 73V72H224ZM245 73H250V74H252V75H250V74H246V76H245ZM75 75V76H72L71 77V75ZM215 74V75H216ZM217 74V76H219ZM221 75L219 76V80L221 79ZM233 75L231 76L232 78H233ZM263 75V74H262ZM244 76V77H243ZM255 76V77H254ZM213 77V76H212ZM216 77V76H215ZM214 77V79L215 80H217L216 78ZM224 77V76H223ZM223 77H222V79H223ZM234 77V78H235ZM263 78H264V75L262 76ZM240 78V79H241ZM253 78V79H252ZM9 79H18L21 83V85L20 86H18V87H16L15 85H12V84H9ZM33 79H35L34 81H36V79H39V80H37L36 82H38L39 81V83L41 84V85H38V84H31L32 82L34 83V81H32L31 82V80H33ZM44 79V80H43ZM45 79H46V81H45ZM129 79H131V81L129 82L128 81V83H126L125 81L126 80H129ZM134 79L136 80V82L134 81ZM138 79V80H137ZM145 79H149L148 81L147 80H145ZM178 79V80H177ZM247 79V80H248ZM41 80H43L42 82H41ZM77 80V81H76ZM79 80V81H78ZM125 80V81H124ZM141 82H140V81ZM142 80H145L146 82H147V85H146V87L148 86V88H144V85H142V84H146L145 83V81L143 82ZM163 80H162V85L164 84V82H163ZM224 80V79H223ZM243 80V79H242ZM245 80V79H244ZM257 80H255V81H257ZM262 80V79H261ZM58 81V82H57ZM68 81V82H69ZM81 81V82H80ZM138 81H139V83H138ZM167 81H169V80H167ZM166 81V82H167ZM186 81H184V82H186ZM195 81V80H194ZM254 81V82H255ZM257 81V82H258ZM31 82V83H30ZM60 82V83H59ZM82 82H84L83 84H82ZM88 84H87V83ZM132 82V83H133ZM158 82V81H157ZM166 82H165V84H166ZM217 82V81H216ZM239 83H240V81H238ZM30 85H29V84ZM53 83V82H52ZM81 83V84H80ZM148 83H150V84H148ZM169 82H167V84H168ZM264 83V82H263ZM47 84V83H46ZM70 84V83H69ZM73 84H75V85H73ZM77 84V85H76ZM79 84V85H78ZM90 84V85H89ZM138 84L140 85V86H138ZM183 84H185V83H183ZM182 84V85H183ZM211 84V83H210ZM218 84V83H217ZM221 84V83H220ZM220 84H218V85H220ZM258 84V83H257ZM29 85V86H28ZM58 85H57V88H59L58 87ZM82 85L84 86V87H82ZM85 85H86V87H85ZM150 85V86H149ZM170 85V84H169ZM192 85V84H191ZM199 85V84H198ZM203 85V84H202ZM236 85V84H235ZM256 85V84H255ZM59 86H61V85H59ZM75 86H76V88H75ZM142 86V87H141ZM184 86V85H183ZM187 86V85H186ZM194 86H196V85H194ZM207 86V85H206ZM214 86V85H213ZM217 86V85H216ZM244 86V85H243ZM242 86V87H243ZM48 87H50V86H48ZM69 87V86H68ZM160 87H161V85H160ZM160 87L158 88V93H160L159 92V90H160ZM163 87V86H162ZM181 87V86H180ZM189 87V86H188ZM200 87V86H199ZM205 87V86H204ZM239 87V86H238ZM35 88V87H34ZM34 88H32V89H34ZM37 88V87H36ZM56 88V89H57ZM83 88V89H82ZM141 88H142V90L144 89V91H142L141 90ZM182 88V87H181ZM241 88V87H240ZM46 89H47V86H46ZM49 89V88H48ZM55 89V90H56ZM95 90V93H93V94H96V92L98 93V90ZM146 89V90H145ZM153 89V90H154ZM163 89V88H162ZM191 89V88H190ZM207 89H209V87L207 88ZM239 89V88H238ZM61 90V89H60ZM60 90H57V93H58V91H60ZM63 90V91H64ZM123 90V89H122ZM152 90V89H151ZM150 90V91H151ZM152 90V91H153ZM155 90L153 91L154 93H156L155 92ZM175 91H176V89H174ZM179 90V89H178ZM192 90V89H191ZM197 90H199L198 89V87H197ZM204 90H206L205 88H204ZM212 90V89H211ZM245 90V89H244ZM243 90V91H244ZM49 91V94H50V91H51V94H52V89L51 90H48ZM62 91V92H63ZM78 91H80L79 90V88H78V90L76 91V92H78ZM90 91V90H89ZM138 91V92H137ZM151 91V92H152ZM160 91H163V92H165L166 93V91L165 90H160ZM172 91H173V89H172ZM194 90H192V95H193V92ZM237 91H239V90H237ZM242 91V90H241ZM246 91V90H245ZM75 92V93H76ZM84 92V91H83ZM177 92V91H176ZM188 92V91H187ZM205 92V91H204ZM206 92H207V90H206ZM220 92V91H219ZM79 93V92H78ZM98 93V94H99ZM116 93V92H115ZM115 93H113L114 95H112V96H116L115 95ZM122 93H123V91H122ZM136 93V94H135ZM162 93V92H161ZM174 94H175V92H173ZM172 93V95H174ZM184 93H186V92H184L183 91V94ZM191 93H189V94H191ZM195 93H196V91H195ZM199 93V92H198ZM202 93V94H201ZM208 93V92H207ZM244 93V92H243ZM254 93H255V91H254ZM27 94V93H26ZM63 95H64V93H62ZM61 94V95H62ZM68 94H70V93H68ZM77 94V93H76ZM75 94V95H76ZM86 93L84 92L83 94H82V96H84ZM97 94V95H98ZM107 94H109L108 92L106 93V95ZM142 94L143 93H141L140 94V96L142 97ZM163 94V93H162ZM170 94H171V92H170ZM170 94H169V96H170ZM188 93H186L185 95H187ZM199 94H201V95H203V92L201 91ZM199 94H197V96H199ZM60 95V96H61ZM62 95V96H63ZM79 95V94H78ZM77 95V96H78ZM102 95V94H101ZM105 95V94H104ZM103 95V96H104ZM105 95V96H106ZM120 96H122L121 94H119ZM159 95H161V94H159ZM159 95H157V97L158 98H160V96ZM164 95V94H163ZM184 95V97H183V95H182V93L180 94V96H179V94H178V96H176V98H177V102L179 103V105H178V103L176 102V100H174V102H176L175 104L176 105H174L173 104V97L171 98V100H168V101H165L166 99H167V97L164 99V97L161 99L160 98V100H158L159 102L160 101H162V107H163V101H165V104L167 103V105H166V108L168 107V105H170V104H168V102H172V106L174 107V108H177L178 106V108H179V110H180V108H182V106H180V104L181 105H184V104H182V103H180V102H184V101H186L187 100V98H189V96H185ZM208 95V94H207ZM210 95V94H209ZM213 95H215V94H213ZM242 95V94H241ZM250 95V94H249ZM57 96V95H56ZM61 96V97H62ZM65 96V95H64ZM63 96V98H65L66 99V96L64 97ZM74 96V95H73ZM72 95H71V97L74 99V100H77V99H79V98H77V97H73ZM79 96V97H80ZM100 96V95H99ZM102 96V97H103ZM109 96V98L111 97L110 95H108ZM118 96V95H117ZM143 96H144V94H143ZM154 96H155V94H154ZM154 96L152 97V98H154ZM164 96H167V94L166 95H164ZM204 96V95H203ZM217 96V95H216ZM219 96V95H218ZM233 96V95H232ZM245 96V95H244ZM253 96V95H252ZM70 97V98H71ZM107 97V96H106ZM190 97H193V96H191L190 95ZM56 98V97H55ZM71 98V99H72ZM82 98V97H81ZM80 98V99H81ZM87 98H89V97H87ZM114 98V97H113ZM112 98V99H113ZM116 98V97H115ZM118 98H119V96H118ZM115 99V100H119V99ZM121 99H120V101H122L124 98L123 97H120ZM123 98V99H122ZM143 98V97H142ZM151 98V99H152ZM175 97H174V99H176ZM201 98H203V97H201ZM206 98V97H205ZM240 98V97H239ZM87 100L86 98H82L81 100ZM112 99L110 98V101H112ZM135 99V100H134ZM155 99H156V96H155ZM181 99H186V100H181ZM191 100L193 99V98H190ZM194 99H196V101H197V99H200L199 97H197V98H194ZM193 99V100H194ZM208 99V98H207ZM237 99H238V97H237ZM31 100V99H30ZM56 100V99H55ZM80 100V101H81ZM104 100V99H103ZM114 100V99H113ZM150 100V99H149ZM157 100V99H156ZM200 100H202V99H200ZM204 100V99H203ZM221 100V99H220ZM239 100V99H238ZM58 101V100H57ZM65 101H68V100H65ZM80 101H78V102H75V104L74 103H72V104H69V106L71 107V105H72V107H73V105H75L76 106V103H77V106H80L81 108H83L81 105H79V103H80ZM84 101V102H85ZM90 101V100H89ZM124 101V100H123ZM123 101L121 102V103H123ZM153 101H154V99H153ZM158 101H156V102H158ZM189 101V100H188ZM188 101H187V103H188ZM195 101V102H196ZM199 101V100H198ZM219 101V100H218ZM237 101V100H236ZM240 101V100H239ZM238 101V102H239ZM251 101V100H250ZM59 102V101H58ZM91 102V101H90ZM106 102H108V101H106ZM117 102V101H116ZM116 102H114V103H116ZM126 102H127V100H126ZM125 102V103H126ZM137 102H138V100H137ZM150 102V101H149ZM170 102V103H171ZM191 102V101H190ZM241 102V101H240ZM258 102V101H257ZM83 103V102H82ZM113 103V102H112ZM118 103H119V101H118ZM121 103H119V104H121ZM129 103V102H128ZM135 104H136V102H134ZM154 103V102H153ZM186 103V102H185ZM192 103V106L194 105L193 103H194V101L193 102H191ZM218 103V102H217ZM216 103V104H217ZM242 103H243V101H242ZM59 104V103H58ZM108 104H109V102H108ZM117 104V103H116ZM114 105V106H112L111 105V107H113V109H114V107L116 106V110L118 109L117 108V105ZM124 104V103H123ZM130 104V103H129ZM129 104H127V105H129ZM138 105H139V102L137 103ZM158 104H160V103H158ZM165 104H164V106H165ZM190 104V103H189ZM198 104V103H197ZM239 104V103H238ZM83 105H84V103H83ZM94 105V104H93ZM125 105V104H124ZM138 105H136V106H138ZM185 105H187V104H185ZM184 105V106H185ZM221 105V104H220ZM68 106V105H67ZM75 106H74V108L73 109H75ZM76 106V107H77ZM86 106V110H87V103L84 105V107ZM100 106V105H99ZM120 105H118V107H119ZM126 106V105H125ZM133 106H135V105H133ZM135 106V107H136ZM145 106L147 107L148 105H146L145 104ZM151 106V107H150ZM153 106H154V104H153ZM152 106V104L151 105H149L148 107L151 109V111L147 108V110H149V111H142L141 110V112L143 113H145V115L146 116H153L154 117V115H155V119H153V117L151 118V122H152V126H153V128L155 127V126H158V128H159V126H161V123L160 122H163L162 123V125H164V127H165V125L167 126L168 124H166V123H169V128H168V126H167V130L169 129V131H167L165 128H159L160 130H158V129H156L157 130V132L159 131V132H161V130H162V132L164 131V134H165V132H168V134H165V135H163V134H161V133H159V134H161V135H163V136H165L166 138L167 137H170V138H172V134L174 133V132H176L175 131V127H178L179 125H180V130H181V126L182 127H185V125H187V123L186 122H188L189 121V119H191V117H192V119H193V116H190L189 117V119H188V116L187 115H183V117L184 116H187L186 117V120L187 121H184L185 123H183V124H185L184 126L183 125H181V122H183V119H182V121L181 120H179L180 119V116H182V115H178L177 113H175L176 115H178L179 116V121H181V122H179V121H177V123L179 124L178 126L177 125H173L171 122H173L175 119H174V117L172 116V115H170L169 113H170V111L169 110H171L172 112H175V109L172 107V109H169V110H166L165 109V107H161V109H162V111H160L161 109L159 108V105H157V103H155V107H153ZM158 108H157V107ZM161 106V105H160ZM171 106V105H170ZM168 107V108H171V107ZM184 106H183V108H184ZM188 106V105H187ZM71 107V108H72ZM121 107V106H120ZM152 107H153V109L154 108H156V109H152ZM194 107H195V105H194ZM214 107V106H213ZM235 107V106H234ZM259 107V106H258ZM91 108V107H90ZM99 108H101V107H99ZM122 108V109H121ZM121 108H119V110L121 109V111L123 112L125 109L123 108V106L121 107ZM134 108V107H133ZM133 108L131 109V110H133ZM177 108V109H178ZM189 108V107H188ZM192 108V107H191ZM191 108H190V110H191ZM196 108H197V106H196ZM243 108V107H242ZM70 109V108H69ZM77 109L78 108H76L75 110L77 111ZM96 109V108H95ZM115 109H114V111H115ZM124 109V110H123ZM142 109H144V108H142ZM146 109V108H145ZM159 109V112H166V111H169V113L168 112H166V113H168L171 117V119L173 120H170L168 117H169V115H168V117H166L167 115H166V113H164V114H160V119L158 118V116H159V114L158 113H156V110H158ZM163 109H165V111L163 110ZM213 109V108H212ZM235 109V108H234ZM71 110V109H70ZM79 110H81V109H79ZM86 110L84 111V113L86 112ZM92 110V109H91ZM129 110H130V108H129ZM138 110V109H137ZM153 110V111H152ZM178 110V111H179ZM182 110H185V108L184 109H182ZM213 110H215V109H213ZM72 111V110H71ZM75 111V112H76ZM88 111H90V109L88 110ZM97 111V110H96ZM118 111V110H117ZM120 111V112H121ZM259 111V110H258ZM4 112V111H3ZM72 112H74V111H72ZM71 112V113H72ZM74 112V113H75ZM93 112H94V110H93ZM120 112H118L119 114L118 115H120ZM121 112V113H122ZM125 112H127V110H125ZM125 112H123L124 114H125ZM133 113H130V112H127V113H130V114H132V116L130 115V114H128V115H130L129 117H127L126 119L129 121V119L130 118H134L135 117V112L134 111H132ZM151 112H152V114H151ZM158 112V111H157ZM177 112V111H176ZM181 112H183V111H181ZM186 112H188V111H186ZM186 112L184 113V114H186ZM193 112V111H192ZM226 112V111H225ZM225 112H224V114H225ZM257 112V111H256ZM77 113V112H76ZM90 113V112H89ZM97 113H99L98 111H97ZM123 113H122V116H124L123 115ZM127 113H126V115L124 116V117H126L127 116ZM142 113L140 114L139 113V115H140V117L142 118ZM154 113V114H153ZM191 112L189 111V114H190ZM194 113V112H193ZM217 113V112H216ZM215 113V114H216ZM242 113V112H241ZM261 113V112H260ZM68 114H70V112L68 113ZM73 114V113H72ZM71 114V115H72ZM100 115H102L101 113H99ZM98 114V115H99ZM151 114V115H150ZM221 114V113H220ZM223 114V113H222ZM223 114V115H224ZM251 114V113H250ZM252 114H254V113H252ZM257 114V113H256ZM76 115H78V114H76ZM80 115V114H79ZM97 115V116H98ZM99 115V116H100ZM137 115V114H136ZM158 115V116H157ZM161 115H165V117L166 118H161L162 116ZM176 115H175V117H176ZM195 115V114H194ZM238 115V114H237ZM103 116V115H102ZM149 116H148V118H149ZM177 116V117H178ZM124 117H122L121 118V115H120V117H119V120L121 119H123V120H125V121H127L126 119H124ZM136 117H138V116H136ZM139 117V118H140ZM144 114H143V118L142 119H144ZM173 117V118H172ZM221 117V116H220ZM256 117V116H255ZM74 118V117H73ZM82 118V117H81ZM84 118V117H83ZM89 118V117H88ZM94 118H96V117H94ZM101 118V117H100ZM140 118V119H141ZM148 118H146V120L147 121H149V119ZM216 118V117H215ZM247 118V117H246ZM76 119V118H75ZM75 119H74V121H75ZM98 119V118H97ZM102 119V118H101ZM103 119L104 120H101L102 121V123L100 124V126H99V128L100 129H97V130H99V132H100V130L101 129H103L104 128V130L107 128H105V126H107V124H109V123H107V122H109V120H107V122L105 121L106 119L104 118V116H103ZM132 119H130V120H132ZM157 119V120H156ZM160 121H159V120ZM164 119V120H163ZM166 119H168V120H166ZM185 119V118H184ZM195 119V118H194ZM193 119V120H194ZM221 119H223V118H221ZM96 120V119H95ZM99 120V119H98ZM113 120V121H112ZM118 120V121H119ZM121 121V122H124V121ZM134 120V119H133ZM135 120H137V119H135ZM152 120H154V121H152ZM192 120V121H193ZM214 120V119H213ZM236 120V119H235ZM238 120V119H237ZM79 121V120H78ZM94 121V120H93ZM105 122V124H104V122ZM112 121V123L113 122H115L116 121V119L114 120V119H110V122ZM128 121L127 122H125L127 125H128ZM138 121V120H137ZM139 121H141V120H139ZM155 121H158L159 123H155ZM167 121V122H166ZM171 121V122H170ZM191 121V122H192ZM197 121V120H196ZM224 121V120H223ZM223 121H218V122H220V123H218V124H221ZM82 122V121H81ZM100 122V121H99ZM121 122H119V123H121ZM136 122V121H135ZM135 122L134 121H131V123H129L130 124V126H132V124L134 125L135 124ZM151 122H150V124H151ZM154 122V123H153ZM214 122H216L217 123V120H215ZM250 122V121H249ZM124 123V124H125ZM141 123H143V121H141ZM144 123H147L145 126H147V125H150V124H148V122H144ZM173 123H175V121L173 122ZM189 123H190V121H189ZM188 123V124H189ZM196 123H199V122H196ZM201 123V122H200ZM79 124H80V122H79ZM78 124V125H79ZM117 124V123H116ZM121 124H123V123H121ZM140 124V123H139ZM153 124H155V126L153 125ZM159 124V125H158ZM192 124V123H191ZM86 125V124H85ZM94 125V124H93ZM103 125V126H102ZM105 125V126H104ZM117 125H119V124H117ZM136 125V124H135ZM134 125V126H135ZM142 125V126H141ZM172 125V126H171ZM198 125V124H197ZM81 126V125H80ZM98 126V125H97ZM101 126H102V128H101ZM133 126V127H134ZM144 126V124H140V127L142 128ZM144 126V127H145ZM189 127L191 126V125H188ZM196 126V125H195ZM205 126V125H204ZM203 126V127H204ZM264 126V125H263ZM111 127V126H110ZM110 127H108V128H110ZM116 127V126H115ZM128 127H129V125H128ZM132 127V128H133ZM136 128H137V126H135ZM143 127V128H144ZM172 127V129L170 130V128ZM188 127V129H189V131H190V128ZM194 127V126H193ZM193 127L191 128L192 130H193ZM201 127V126H200ZM206 127V126H205ZM91 128V127H90ZM95 128V127H94ZM98 128V127H97ZM107 128V129H108ZM113 128V127H112ZM122 128H124V127H122ZM125 128H126V126H125ZM135 128V129H136ZM151 128V125H150V127H149V129ZM155 128H157V127H155ZM254 128V127H253ZM85 129V128H84ZM96 129V128H95ZM94 129V130H95ZM106 129V130H107ZM117 129V128H116ZM115 129V130H116ZM127 129H130V128H127ZM135 129H134V131H135ZM173 129H174V131H173ZM203 129V128H202ZM217 129V128H216ZM110 130V129H109ZM124 130V129H123ZM151 130V129H150ZM185 130H186V127H185ZM198 130H200V129H198ZM197 130V131H198ZM212 130V129H211ZM85 131V130H84ZM87 131H88V128H87ZM91 131V130H90ZM103 131V130H102ZM101 131V132H102ZM111 131V133H112V135L114 136V134L117 132H115L114 131V133L112 132V130H110ZM110 131L108 132V135H110L109 133H110ZM133 131V130H132ZM140 131H142V129L140 130ZM171 131H173V133L171 132ZM204 131H205V129H204ZM204 131H201L200 130V132H204ZM89 132V131H88ZM107 132V131H106ZM119 132V131H118ZM124 132V131H123ZM129 132H131L130 130H129ZM137 132V131H136ZM147 132H149V131H146V132H143L142 134H145V133H147ZM178 132H180V131H178ZM182 132V131H181ZM200 132H198V133H200ZM260 132L261 131H259V133L258 134H256V135H259L260 134ZM95 133V132H94ZM128 133V132H127ZM156 133V132H155ZM169 133H171V135L169 134ZM184 133H186V131L185 132H183V134ZM192 134V136H193V133H195V132H191ZM248 133V132H247ZM263 133V132H262ZM97 134H101V133H97ZM107 133H105L104 131H103V134H101V135H103V137H104V135H106ZM132 134V133H131ZM141 134V135H142ZM175 134V133H174ZM182 133H181V135H183ZM196 134V133H195ZM202 134H204V133H202ZM89 135V134H88ZM93 136L92 137H94V139H92L93 141L95 140V136H94V134H92ZM100 135V136H101ZM107 135V136H108ZM122 135V134H121ZM128 136H130L129 134H127ZM148 135V137H149V139H151L150 137H151V135L149 136V134H146V136ZM160 135V136H161ZM187 135H189L188 134V132H187V134H186V139H187ZM198 135V134H197ZM196 135V136H197ZM251 135V134H250ZM107 136H106V138L105 139H107ZM118 136V135H117ZM131 136H133V134L131 135ZM139 136V135H138ZM162 136V137H163ZM174 136V135H173ZM200 136H201V134H200ZM253 136V135H252ZM103 137L101 138L102 140H100L99 138H98V140L97 141H104L105 139H103ZM112 137V136H111ZM144 137H145V135H144ZM147 137V138H148ZM177 137L179 138V135H177ZM181 137V136H180ZM184 137V136H183ZM110 138V137H109ZM108 138V139H109ZM114 138H115V136H114ZM127 138H129V137H127ZM135 139H136V136L134 137ZM146 138V137H145ZM144 138V139H145ZM160 138V137H159ZM185 138V137H184ZM113 139V138H112ZM154 139V138H153ZM152 139V140H153ZM168 139L169 138H167V140H166V142L168 141ZM182 139V138H181ZM68 140V139H67ZM87 140V139H86ZM139 140V139H138ZM148 140V139H147ZM152 140H149V141H145V142H152ZM158 139H155V141H156V143L159 141H157ZM178 141H179V139H177ZM264 140V139H263ZM89 140H87V142H88ZM90 141H91V138H90ZM89 141V142H90ZM92 141V142H93ZM115 141V140H114ZM129 141V140H128ZM154 141V140H153ZM171 141H173V139L171 140ZM178 141H176V144H177V142ZM72 142V141H71ZM84 142V141H83ZM86 142V141H85ZM95 142V141H94ZM93 142V143H94ZM100 142H98V143H100ZM120 142H121V139H120ZM127 142V141H126ZM126 142H124V143H126ZM134 142V141H133ZM142 141H140V143H141ZM160 142V141H159ZM163 142V141H162ZM180 142V141H179ZM183 142V141H182ZM182 142H181V144H179V145H182ZM74 143H76L75 141H74ZM74 143H72L73 145H74ZM79 142H77V146H79L80 147V149H81V146H80V144H78ZM111 143H112V141H111ZM123 143V142H122ZM132 145L134 144V143H136V140H135V142L134 143H132V142H130ZM156 143H154L153 145H155ZM163 143H165V142H163ZM168 143H169V141H168ZM81 144H83V143H81ZM85 144V143H84ZM104 143L102 142V144H100V145H98V146H100V147H102L101 145H103ZM115 145H116V143H114ZM175 144V143H174ZM173 144V145H174ZM175 144V145H176ZM72 145V146H73ZM88 145V144H87ZM95 145H97V144H95ZM107 145V144H106ZM143 145V144H142ZM142 145L140 144V145H138V146H141V149H142ZM144 145H146V144H144ZM157 146L159 145V144H156ZM178 145V144H177ZM90 146V145H89ZM94 146V145H93ZM104 146V145H103ZM120 146V145H119ZM137 146V147H138ZM165 148L167 147V145H163ZM168 146H169V144H168ZM171 146H172V144H171ZM76 147V146H75ZM97 147V146H96ZM100 147H98V148H100ZM122 147V146H121ZM121 147H120V150H121ZM160 147H162L161 145H160ZM170 147V146H169ZM63 148H65V146H63ZM87 148V147H86ZM95 148V147H94ZM93 148V150H96V149H94ZM97 148V149H98ZM144 148H148V147H145L144 146ZM159 148V147H158ZM168 148V147H167ZM171 148V147H170ZM179 148V147H178ZM76 149V148H75ZM74 149V147H73V150H75ZM88 149V148H87ZM90 149H91V147H90ZM106 149V148H105ZM104 149V150H105ZM114 149V148H113ZM138 149H140V148H138ZM151 149V148H150ZM154 149H155V146H154ZM79 149L77 148V151H78ZM82 150V149H81ZM85 150V149H84ZM89 150V149H88ZM99 150V149H98ZM97 150V151H98ZM100 150H101V148H100ZM99 150V151H100ZM108 150V149H107ZM111 150V149H110ZM119 150V151H120ZM129 150V149H128ZM137 150V149H136ZM157 150V149H156ZM155 150V151H156ZM160 150V149H159ZM167 150V149H166ZM76 151V152H77ZM91 151V150H90ZM89 151V152H90ZM98 151V152H99ZM115 150H113V152H114ZM141 151V150H140ZM154 151V152H155ZM177 151V150H176ZM79 152V151H78ZM77 152V153H78ZM81 152V151H80ZM80 152H79V154H80ZM87 152V151H86ZM88 152V153H89ZM97 152V153H98ZM105 152V151H104ZM103 152V153H104ZM122 152H124V151H122ZM100 153V152H99ZM106 153V152H105ZM83 154H85V152L83 153ZM113 154V153H112ZM115 154H117V153H115ZM217 154V153H216ZM223 154V153H222ZM86 155H87V153H86ZM94 155V154H93ZM114 155V154H113ZM112 155V156H113ZM120 155V154H119ZM133 155H136V153H134ZM152 155H154V154H152ZM1 156H4V155H1ZM1 156H0V158H1ZM65 156V155H64ZM81 156H82V154H81ZM85 156V155H84ZM88 156V155H87ZM110 156V155H109ZM111 156V157H112ZM156 156V155H155ZM157 156H158V154H157ZM160 156V155H159ZM158 156V157H159ZM221 156V155H220ZM78 157H79V155H78ZM89 157V156H88ZM98 156H96V158H97ZM132 157H134V156H132ZM140 157V156H139ZM161 157V156H160ZM4 158H6V160L4 159ZM84 158H86V156L85 157H83L82 159L84 160ZM95 158V157H94ZM115 158V157H114ZM141 158V157H140ZM222 158H223V156H222ZM1 159H4V162L6 161V165L7 164H10V162H8V160H10V159H8V157H2ZM8 159V160H7ZM12 159V158H11ZM81 159V160H82ZM88 159H90V158H88ZM109 159V158H108ZM156 159V158H155ZM161 159V158H160ZM212 159V158H211ZM118 160V159H117ZM120 160V159H119ZM163 160H164V158H163ZM216 160V159H215ZM11 161V160H10ZM59 161V160H58ZM69 161V160H68ZM88 161V160H87ZM111 161V160H110ZM205 161H207V160H205ZM227 161V160H226ZM22 162V161H21ZM60 162V161H59ZM66 162V161H65ZM116 162V161H115ZM119 162V161H118ZM209 162V161H208ZM1 163V162H0ZM16 163V162H15ZM111 163V162H110ZM23 164V163H22ZM34 164V163H33ZM61 164V163H60ZM206 164V163H205ZM209 164V163H208ZM215 164V163H214ZM14 165V164H13ZM12 164H11V166H13ZM24 165H26V164H24ZM29 165H31V164H28V166ZM211 165V164H210ZM217 165V164H216ZM4 166V165H3ZM1 167V168H3L2 170H5L6 168L5 167ZM8 166V165H7ZM10 166V165H9ZM62 166V165H61ZM14 167V166H13ZM13 167H12V169H13ZM21 167H23V165L21 166ZM26 167V166H25ZM25 167H23V168H25ZM206 167H208L207 166V164H206ZM214 167H215V165H214ZM217 167V166H216ZM221 167V166H220ZM5 168V169H4ZM199 168V167H198ZM209 168V167H208ZM8 169V168H7ZM12 169H10V171L12 170ZM15 169H16V167H15ZM204 169V168H203ZM212 169V168H211ZM206 170H207V168H206ZM213 170V169H212ZM9 171V169L7 170V172ZM14 171V170H13ZM202 171V170H201ZM0 172H2L1 170H0ZM6 172V171H5ZM12 172V171H11ZM17 172V171H16ZM31 172V171H30ZM221 172V171H220ZM15 173V172H14ZM27 173V172H26ZM258 173H260V172H258ZM261 173H262V171H261ZM24 174H25V172H24ZM242 174V173H241ZM245 174V173H244ZM254 174V173H253ZM1 175V174H0ZM3 175V174H2ZM5 175V174H4ZM7 176H8V174H6ZM5 175V176H6ZM12 175H14V174H12ZM221 175V174H220ZM243 175V174H242ZM262 175V174H261ZM4 176V177H5ZM15 176V175H14ZM20 176V175H19ZM264 176V175H263ZM3 177V178H4ZM10 177V176H9ZM215 177V176H214ZM255 177V176H254ZM257 177V176H256ZM262 177V176H261ZM219 178V177H218ZM259 178V177H258ZM222 179V178H221ZM256 179V178H255ZM5 180H7L6 178H5ZM219 180V179H218ZM201 182V181H200ZM3 183H4V181H3ZM202 183V182H201ZM203 184V183H202ZM202 184H201V187H202ZM144 186H145V184H143ZM176 185V184H175ZM183 185V184H182ZM200 185V184H199ZM198 185V186H199ZM204 185H205V183H204ZM207 185V184H206ZM129 186V185H128ZM127 186V187H128ZM129 187H131V186H129ZM156 187V186H155ZM176 187V186H175ZM193 187V186H192ZM197 187V186H196ZM196 187H194V188H196ZM205 187V186H204ZM174 188V187H173ZM178 188H180V185H179V187ZM183 188V187H182ZM198 188V187H197ZM203 188V187H202ZM133 189V188H132ZM145 189V188H144ZM154 189V188H153ZM152 189V190H153ZM177 189V188H176ZM181 189V188H180ZM205 189V188H204ZM264 189V188H263ZM105 190V189H104ZM125 190H126V188H125ZM128 190H131V188L129 189L128 188ZM203 190V189H202ZM59 191H60V189H59ZM63 191V190H62ZM76 191V190H75ZM80 191V190H79ZM82 191H84V190H82ZM106 191V190H105ZM108 191V190H107ZM106 191V192H107ZM110 191V190H109ZM177 191H178V189H177ZM181 191H182V189H181ZM180 191V192H181ZM184 191V190H183ZM196 191V190H195ZM200 191V190H199ZM260 191V190H259ZM105 192V193H106ZM115 192V191H114ZM131 192V191H130ZM134 192V191H133ZM142 192V191H141ZM140 192V193H141ZM154 192H156V191H154ZM189 192V191H188ZM197 192V191H196ZM206 192V191H205ZM264 192V191H263ZM55 193V192H54ZM78 193V192H77ZM82 193V192H81ZM80 193V194H81ZM128 193V192H127ZM146 193V194H145ZM161 193V192H160ZM186 193V192H185ZM185 193H180V194H184L185 195ZM79 194V193H78ZM85 194V193H84ZM106 194H108V192L106 193ZM119 194V193H118ZM128 194H130V193H128ZM143 194H145V195H147V192L144 190V193ZM154 194V193H153ZM162 194V193H161ZM231 194H233V193H231ZM262 194V193H261ZM261 194L259 195V196H261ZM52 195V194H51ZM50 195V196H51ZM55 195V194H54ZM53 195V196H54ZM86 195V194H85ZM84 195V196H85ZM109 195V194H108ZM126 195V194H125ZM133 195V194H132ZM131 195V196H132ZM134 195H136V194H134ZM140 195V194H139ZM155 195V194H154ZM153 195V196H154ZM160 194L158 193V196H159ZM190 195V194H189ZM192 195V194H191ZM49 196V197H50ZM60 196V195H59ZM80 196V195H79ZM84 196H82V198L84 197ZM111 196V195H110ZM120 196V195H119ZM156 196V195H155ZM154 196V197H155ZM240 196V195H239ZM55 197V196H54ZM77 197H78V195H77ZM87 197V196H86ZM125 197V196H124ZM146 197V196H145ZM154 197H152V198H154ZM183 197V196H182ZM193 197V196H192ZM51 198V197H50ZM61 198V197H60ZM112 198V197H111ZM116 198V197H115ZM118 198V197H117ZM127 197H125V199H126ZM133 198V197H132ZM136 198V197H135ZM138 198V197H137ZM141 198H142V196H141ZM159 198V197H158ZM214 198V197H213ZM44 199V198H43ZM87 199V198H86ZM89 199V198H88ZM97 199V198H96ZM114 199V198H113ZM113 199H112V201H113ZM119 199V198H118ZM145 199V198H144ZM155 199V198H154ZM156 199H157V197H156ZM160 199H162L161 197H160ZM159 199V200H160ZM184 199V198H183ZM188 199H189V197H188ZM194 199V198H193ZM210 199H211V196H210ZM217 199V198H216ZM237 199V198H236ZM252 199V198H251ZM255 199V198H254ZM262 199V198H261ZM260 199V200H261ZM63 200V199H62ZM80 200V199H79ZM91 200V199H90ZM95 200V199H94ZM127 200V199H126ZM128 200H129V202L131 201L129 198H128ZM140 200V199H139ZM153 200V199H152ZM158 200V199H157ZM195 200H197L198 201V199H195ZM215 200V199H214ZM243 200V199H242ZM69 201V200H68ZM88 201V200H87ZM96 201V200H95ZM115 201V200H114ZM118 201V200H117ZM140 201H142V200H140ZM183 201V200H182ZM253 201V200H252ZM92 203H93V201H91ZM124 202V201H123ZM128 202V201H127ZM135 202H137V201H135ZM143 203H144V201H142ZM155 202V201H154ZM163 202V201H162ZM206 202H208V201H206ZM213 202V201H212ZM262 202V201H261ZM82 203V202H81ZM126 203V202H125ZM168 203V202H167ZM184 203V202H183ZM189 203V202H188ZM209 203L211 204V202L209 201ZM223 203V202H222ZM237 203V202H236ZM72 204V203H71ZM101 204V203H100ZM116 204V203H115ZM178 204H180V203H178ZM212 204H214V202L212 203ZM217 204V203H216ZM225 204V203H224ZM256 204V203H255ZM85 205V204H84ZM130 205V204H129ZM129 205L127 204L126 206L127 207H129ZM134 205L136 206L137 204L136 203H134ZM140 205H142V204H140ZM147 205V204H146ZM145 205V206H146ZM166 205V204H165ZM181 205V204H180ZM199 205V204H198ZM35 206V205H34ZM61 206H63V205H61ZM65 206H66V204H65ZM64 206V207H65ZM72 206V205H71ZM71 206H70V208H71ZM92 206V205H91ZM97 206V205H96ZM100 206V205H99ZM116 206V205H115ZM164 206V205H163ZM172 206V205H171ZM209 206V205H208ZM133 207V206H132ZM160 207V206H159ZM219 207V206H218ZM74 208V207H73ZM98 208V207H97ZM117 208V207H116ZM130 208V207H129ZM129 208L127 209V210H129ZM134 208V207H133ZM194 208V207H193ZM209 208V207H208ZM216 208V207H215ZM119 209V208H118ZM121 209V208H120ZM135 209H136V207H135ZM138 209V208H137ZM183 209V208H182ZM182 209H181V212H182ZM219 209H220V207H219ZM257 209V208H256ZM84 210V209H83ZM96 210V209H95ZM123 210V209H122ZM126 210V209H125ZM124 210V211H125ZM126 210V212H127V214L129 215V213H128V211ZM144 210V209H143ZM162 210V209H161ZM160 210V211H161ZM176 210V209H175ZM91 211V210H90ZM130 211V210H129ZM134 210H132L131 212H133ZM137 211V210H136ZM188 211V210H187ZM125 212V213H126ZM138 212L139 211H137V214H138ZM88 213V212H87ZM124 213V212H123ZM134 213H136V212H134ZM140 213V212H139ZM167 213V212H166ZM169 213V212H168ZM91 214V213H90ZM103 214V213H102ZM121 214H122V212H121ZM131 214H133V213H131ZM155 214V213H154ZM162 214H164V213H162ZM145 215V214H144ZM171 215V214H170ZM179 215V214H178ZM93 216V215H92ZM100 216V215H99ZM113 216L116 218V220H118L119 219V217H117V214L116 213H114L113 214ZM121 216H123V215H121ZM130 217H128V216H126V219H127V222L125 221H123L124 222V224H126L127 226H129V218L130 219H132V218H134V217H132L131 218V215H129ZM133 216V215H132ZM137 216H139V215H137ZM141 216V215H140ZM139 216V217H140ZM150 216H152V215H150ZM174 216V215H173ZM210 216V215H209ZM128 217V218H127ZM147 217H149V216H147ZM157 217H159V216H157ZM157 217H156V219H157ZM182 217V216H181ZM124 218H125V214H124ZM151 218V217H150ZM154 218V217H153ZM164 218V217H163ZM169 218V217H168ZM170 218H171V216H170ZM169 218V219H170ZM202 218H203V216H202ZM122 219H123V217H122ZM126 219H124V220H126ZM137 219H138V217H137ZM136 218H135V220L133 219L132 221H134V223H131L130 224V226H131V228H132V230H130L131 231V235L133 234L132 232H134V235H135V238L133 239V241L137 238V236H139L138 234L139 233H141V231L138 233L137 232V229L138 230H140V228H141V225H140V228H139V225H138V222H136V221H138ZM187 219V218H186ZM204 219V218H203ZM149 220V219H148ZM154 220V219H153ZM160 220V219H159ZM171 220H173V217L171 218ZM198 220V219H197ZM205 220V219H204ZM203 220V221H204ZM98 221V220H97ZM106 221H108V220H106ZM145 221V220H144ZM147 221V220H146ZM141 222H143V221H141ZM176 222V221H175ZM207 222V221H206ZM119 223V222H118ZM129 223V224H128ZM135 223H137L136 225H138V228L136 227V230L135 231H133V227H132V225H135ZM144 223V222H143ZM156 223V222H155ZM170 223V222H169ZM174 223V222H173ZM115 224V223H114ZM113 224V225H114ZM139 224H141L140 222H139ZM146 223H144V224H142V225H145ZM123 225V224H122ZM135 225V226H136ZM149 225V224H148ZM168 225V224H167ZM177 225V224H176ZM210 225V224H209ZM82 226H84V225H82ZM86 226V225H85ZM101 226V225H100ZM111 226V225H110ZM129 226V227H130ZM147 226V225H146ZM168 226H170V225H168ZM168 226H167V228H168ZM178 226V225H177ZM102 227V226H101ZM103 227H104V225H103ZM155 227V226H154ZM162 227V226H161ZM160 227V228H161ZM175 227V226H174ZM204 227V226H203ZM131 228H129V229H131ZM143 228V227H142ZM162 228H166V227H162ZM179 228V227H178ZM106 229V228H105ZM128 229V230H129ZM135 229V228H134ZM170 228H168L167 230H169ZM145 230V229H144ZM162 230V229H161ZM165 230V229H164ZM167 230H165L166 232H167ZM172 230V229H171ZM206 230V229H205ZM110 231V230H109ZM155 231V230H154ZM163 231V230H162ZM164 231V232H165ZM106 232V231H105ZM114 232V231H113ZM121 232H122V234L124 235V237L125 238H127L128 240L130 239V237H129V234L125 231V229H123L122 227H121ZM138 234H137V233ZM161 232V231H160ZM169 232V231H168ZM107 233H108V231H107ZM137 234V236H136V234ZM155 233V232H154ZM154 233L152 234V236L154 235ZM157 233V232H156ZM158 233H159V231H158ZM170 233V232H169ZM98 234V233H97ZM211 234V233H210ZM209 234V235H210ZM155 235H157V234H155ZM162 235V234H161ZM176 235V234H175ZM212 235V234H211ZM100 236V235H99ZM122 236V235H121ZM142 236V235H141ZM151 236V237H152ZM158 236H160V234L158 235ZM164 236H166V235H164ZM169 236V235H168ZM168 236H166V237H168ZM214 236V235H213ZM107 237V236H106ZM106 237H103V238H105L106 239ZM110 238V237H109ZM117 238V237H116ZM146 238H148L147 237V235H146ZM145 238V240L146 241H148V239H146ZM161 239V237H157V238H155L154 237V239H153V241L155 242H157V243H154V244H156V245H153V241H149L150 242V247H152V246H154L153 248H156V246H157V244L159 243L160 244V242H161V244L160 245H162V241L160 240ZM169 238V237H168ZM216 239H217V237H215ZM98 239H100V237L98 238ZM104 239V240H105ZM107 239H108V237H107ZM106 239V240H107ZM124 239V238H123ZM132 239V238H131ZM138 239H140V240H142L140 237L139 238H137L136 239V241H139L140 242V240H138ZM151 238H149V240H150ZM163 239V238H162ZM171 239V238H170ZM177 239V238H176ZM207 239V238H206ZM97 240V239H96ZM127 240V241H128ZM160 240V241H159ZM167 240V239H166ZM166 240L165 239H163V241H165L166 242ZM172 240V239H171ZM171 240H167V243L169 242V241H171ZM175 240V239H174ZM21 241V240H20ZM111 241V240H110ZM121 240H119V242H120ZM131 241V240H130ZM136 241H134V243L136 242ZM143 241H144V239H143ZM173 241V240H172ZM183 240H181V242H182ZM18 242H19V240H18ZM25 242V241H24ZM101 242V241H100ZM149 242H147L148 244H146V243H144L145 244V246L146 245H149ZM175 242H178L177 240H175ZM205 242V241H204ZM114 243H115V241H114ZM118 243V242H117ZM120 243H122V241L120 242ZM124 243V242H123ZM128 243V242H127ZM130 243V242H129ZM132 243V242H131ZM166 243V244H167ZM170 243V242H169ZM168 243V244H169ZM179 243V242H178ZM101 244V243H100ZM100 244H98V245H100ZM106 244V243H105ZM136 244V243H135ZM166 244H164L163 246H160L159 247V245H158V247H157V251H156V249H152V248H147V249H152V251L151 250H149L150 252L149 253H151V252H153L154 253V251L155 252H157L154 256L152 255H150V258L151 257H154V258H158L157 256L159 255V254H162V256H164V254H166V253H169V249H171V248H173V247H169V246H171L170 244H169V246H167ZM172 244H174V243H172ZM116 245V244H115ZM123 245V244H122ZM127 245V244H126ZM131 245H134V244H131ZM130 244H129V246L128 247H130L131 246ZM140 245V248H141V246H143L144 247V245H141V244H139ZM169 247V249L166 247ZM183 245V244H182ZM111 246V245H110ZM118 246V245H117ZM116 246V247H117ZM136 246V245H135ZM173 246V245H172ZM99 247V246H98ZM103 247H104V245H103ZM125 247V246H124ZM128 247L126 248V250H129L130 251V249H131V251H133V253L135 254V255H139V256H144L145 254H147L148 253V250L144 247V250H139V249H137V248H135L134 246H132V247H130V249H128ZM138 247V246H137ZM142 247V248H143ZM147 247V246H146ZM25 248V247H24ZM37 248V247H36ZM84 248V247H83ZM97 248V247H96ZM119 248V247H118ZM141 248V249H142ZM6 249V248H5ZM117 249V248H116ZM168 249V250H167ZM187 249V248H186ZM190 249V251L192 252V249L191 248H189ZM23 250V249H22ZM97 250V249H96ZM126 250L124 251V252H126ZM154 250V251H153ZM168 251V252H164V251ZM173 250H175V249H171V251L172 252H174ZM264 250V249H263ZM104 251V250H103ZM120 252H121V250H119ZM160 251V253L158 254V252ZM171 251H170V254H171ZM183 251V250H182ZM187 251V253H185L186 255L188 254V251L189 250H186ZM198 251V250H197ZM3 252V251H2ZM106 252V251H105ZM128 252V251H127ZM162 252H164V254L162 253ZM176 252V251H175ZM181 252V251H180ZM119 253V252H118ZM117 253V254H118ZM128 253H130V252H128ZM149 253H148V255H149ZM184 253V252H183ZM105 254V253H104ZM120 254H123V253H120ZM152 254V253H151ZM158 254V255H157ZM176 254H177V252H176ZM184 254V255H185ZM198 254V253H197ZM78 255H80V254H78ZM82 255V254H81ZM98 255V254H97ZM130 255V254H129ZM157 255V256H156ZM179 255H180V253H179ZM181 255H183V254H181ZM180 255V256H181ZM183 255V256H184ZM192 254H188V256L190 257ZM194 256L196 255V253H194L193 254ZM192 255V256H193ZM96 256V255H95ZM103 256V255H102ZM118 255H116L114 258L115 259H118V257H117ZM131 256V255H130ZM161 255L159 256V257H162ZM168 256H170V255H168ZM183 256H181V258H180V260L182 259V258H184ZM190 257V258H196V257ZM197 256V255H196ZM121 256H119V258H120ZM176 257V256H175ZM198 257V256H197ZM3 258V257H2ZM77 258V257H76ZM85 258H87V257H85ZM190 258H188V259H190ZM198 258H200V257H198ZM75 259V258H74ZM88 259V258H87ZM121 259V258H120ZM123 259V258H122ZM121 259V260H122ZM127 259V258H126ZM137 259V258H136ZM179 259V258H178ZM185 259H186V257H185ZM1 260V259H0ZM73 260V259H72ZM71 260V261H72ZM89 260V259H88ZM92 260V259H91ZM119 260V259H118ZM133 260V259H132ZM154 260V259H153ZM180 260H179V262H180ZM184 260V259H183ZM5 261V260H4ZM78 261V260H77ZM86 261V260H85ZM107 261V260H106ZM116 261V260H115ZM134 261V260H133ZM138 261V260H137ZM76 262V261H75ZM119 262V261H118ZM121 262V261H120ZM125 262H128V261H125ZM131 262V261H130ZM135 262V261H134ZM147 262V261H146ZM176 262H177V260H176ZM185 262H186V260H185ZM184 262V263H185ZM193 262V261H192ZM2 263V262H1ZM122 263V262H121ZM160 263V262H159ZM181 263V262H180ZM180 263H178V264H180ZM183 263V262H182ZM183 263V264H184ZM80 264V263H79ZM136 264H138V263H136ZM189 264V263H188ZM201 264V263H200ZM205 264V263H204ZM212 264V263H211Z\"/></svg>",
    "mask_w": 264,
    "mask_h": 264
}]
</instances>
